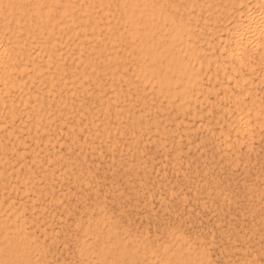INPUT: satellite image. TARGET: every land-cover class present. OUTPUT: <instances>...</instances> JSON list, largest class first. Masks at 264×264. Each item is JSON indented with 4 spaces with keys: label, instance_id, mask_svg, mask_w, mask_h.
<instances>
[{
    "label": "rangeland",
    "instance_id": "374dc122",
    "mask_svg": "<svg viewBox=\"0 0 264 264\" xmlns=\"http://www.w3.org/2000/svg\"><path fill=\"white\" fill-rule=\"evenodd\" d=\"M82 1L83 2H81V3H83L86 6V8H88V7L90 8V6H94L95 3H96V5L94 7L98 6L97 5V1H95V3H94V0H92L93 1L92 3L94 5L90 4L91 2L88 3L89 1H87V0H86L87 2L85 0H82ZM22 2H24L23 5L27 4V5H24V7L26 6L25 8H27L29 6L27 1H22ZM109 2H110V7L108 6ZM107 3H106V5L110 8L108 10V12H107L108 13L107 17L110 18L111 15L115 13L114 11L117 10L116 8H118V6H117V4L115 5L113 1L111 3V0H108ZM55 4H56V7L55 6L54 7L55 8H59L58 5L60 6V3L59 4L55 3ZM55 4H53V5H55ZM87 4H89V5L87 6ZM112 4H113V6L115 5L114 9L111 6ZM94 7H92V8H94ZM55 8H53V10H52L53 13H51V11L48 12L49 14L51 13L50 15L48 14V16L49 17L50 16L51 17H55V19H56L59 10L55 9ZM89 8H88V10H86L87 12L84 10L81 13H88L90 10H91V13H92V11H93L92 8L91 9H89ZM94 9L96 10V8H94ZM98 10H99V6H98ZM109 11H112V12L109 13ZM53 14H55V16ZM29 16H30L29 18H31V23L30 24H32V22L35 21L31 26L36 28V26H37L36 20L35 19L33 20V16H31V14ZM112 17H113L114 20H116L114 18V16H112ZM100 18L101 19L104 18L103 21H100L99 20ZM55 19L53 18V20H55ZM99 19L97 18V20H98L97 22L98 23H99V21H100V23H102V22L104 23V20H106L105 17H103V16L99 17ZM110 19H112V18H110ZM113 19L112 20L108 19V26H109L110 30H112V31L117 29V28L115 29V27L112 26L113 22H114ZM53 20H51V22ZM55 21H57V20H55ZM55 21H53V22H55ZM19 22H20L19 24L23 25V20H20ZM116 22H117V24H115ZM116 22L114 23V25L116 27L120 28L119 29L120 31L119 30L118 31L121 33V35L119 37V34H115L114 37H116L118 35L117 37H119V39H121V41H118L117 40L118 38L116 37L117 39L114 38V40H112V41H114V43L112 41H108L105 38V36L107 35L105 29L108 26L107 27H103V26L100 27L101 25L98 26L101 29L98 28V27L95 28V30L99 34L98 36L99 37L102 36L101 38H99L98 36H95V37H92L93 39L90 40V41H87V40L90 39L91 37L90 38H85V39L82 38V40H80V41H83V44L82 43H81V45L77 44L78 46L75 43H73L76 40V39H74L76 37V35L75 34L73 35V33L71 34L70 32L68 34L67 33L65 34L63 32V29L60 30L61 27H64V26H61V25H60L61 27H59V29L57 30V33H56V29L58 27H54L55 30L54 29L52 30V34H54V33L57 34V35H52L54 37V39H57L56 41L54 40L52 42L53 46L56 45L55 47H52V45H49L48 42L45 41L46 40L45 38H47V36H48V39L50 38L49 34H47V35L45 33L42 34L43 37H45V38L41 37L42 38V40H41L42 44H39L40 42H39L38 37H37L38 42L36 43V41H37L36 37L34 38V36H32V37L23 36V39H25L24 41L26 42V44L24 43V41H22V39L19 38L20 39V47L22 46L21 49H19V52L22 54L21 56L24 57V55H25L24 51L30 52L31 53L30 54L31 58L34 61L36 60V62H40V61H42L44 59H45L44 61H46L47 58H44V57H46L45 54H46V52L49 53V57L47 59V62H45V63H42L44 61L41 62V65H43L42 66L43 67L42 68L43 72H45V75H48V74H46V71L49 70V71H47V73H49V76L51 74L55 76L54 77V76L51 75L54 79L50 76L52 78V80L53 81L55 80L57 83L59 82L61 84V87H63V88H61L59 83L57 84L54 81V83H55L54 84L53 81H52V83L49 85V87H50V89H53V86H54V89H53L54 91L49 89L50 91H52V92H50L46 88L47 90L45 92L44 91L45 90L44 85H46L49 82H46V83L43 82V84H42L40 82H37L36 79L29 78L26 75V72L30 71V67H25L26 68L25 70L24 69L23 70L18 69L19 71H17V69L15 67H12L9 70V72H11L12 76L16 75V78L20 77V79H22V75L23 76H24V74L26 75V76H24L25 78H23L21 80L22 87L25 88L27 86L25 88L26 90H24L22 88V91H21L22 92L21 94H23V96L21 95V97L23 99L19 97L21 101L17 102L19 100H18V96L16 98V92H15L16 88H14L12 86L8 87L7 90L9 92L6 91V92H1L0 93V101L2 100L0 102V105L3 106L5 101H6L5 105L2 108H4L5 106L6 107L4 109H2V110H1V107H0V110H1L0 117L1 118L3 117L2 119L0 118V122L3 119L5 120V122L3 120L2 123L0 124V128H5L6 127L5 129H0V133L3 130V132L0 134V140H2V141H0V143L2 144L0 149L2 150L6 146L9 147V148L6 147L5 149H3V151L0 150V166H1V168H0V174H1L0 177L2 176L0 178L1 183H2L1 179H3V178L6 179L7 178L5 180V182H7V183L4 182L5 184H0V187H2V189L0 188V190H2V191H0V193H1L0 194L1 195L0 196V201L4 200L5 198H8L9 199L8 201H7V199H5V201H2V202L7 203V204L3 203L5 206H8V205L12 204L14 207L20 208V206H21V209H23L22 211H21V209H19V213H20V215H21V217H22V219L24 221L23 225L25 226L26 232L28 234L31 232V238L34 241V243H36L37 248H38L37 250H35V251L33 250V251L30 252V257L31 256L34 257V258L31 257L30 259L34 260L36 262H39V263L41 262V264H43V263L44 264H49V263L50 264H82V263L83 264H111L110 261H113L112 264H143V263L144 264H149V262H150V264H170V263L171 264H177V263L178 264H185L186 261H188V260H185L186 259L185 252L187 250H189L187 248V246H189V248H190V247H192V245H190V244H193V245L197 246V245H199L201 243L200 247L202 248V254L204 256H207L206 264H212V263L213 264H221V263L223 264V262H224V264H234V263L235 264H264V234H263L264 233V180H263L264 179V166H263L264 165V163H263L264 162V122L262 121L260 123L261 125L259 123L250 122V124H249L250 131L247 133V131L244 130L245 134L243 135V131H241L242 129L239 130V129H236L235 127H233V126L236 125V124H234V123H236V118H235V115H236L235 111L236 110H235L234 107H232V102L230 103V100L232 101V98H231L230 95L232 93H234L236 90H240L242 87H244V85H242V86L241 85L240 86L239 85H235L231 81H229L230 83L229 82L227 84L223 83L224 85L219 86L218 85L219 82H224L226 77H224V76L222 77V75H220V72H219V70L217 68L213 69V65L212 64L208 63V64H205V66L202 65L203 67H201V69L203 71L200 72V79H201V83H202L201 85L202 86L200 87L199 90L194 92V94H196V96H198V97H196L194 95L193 98H192L193 103L190 100L189 102L191 104L188 102V104L186 106H184V108H182L180 111H178L175 107H173V106H175L174 102L173 103L170 102V104H169L170 106H169V105H167L168 101L165 100V97L154 95L153 93H150L147 89H145V91H144L142 89V87L137 88L138 85H137V83L134 82L135 78H136L135 75L133 74L134 71L132 70L133 71L132 72L131 69H130V66L133 65L132 63L134 62V60H133L132 55L130 54V56H129L128 53H127V50H126L128 48L127 42L125 41V39H123L124 38V33H122L121 27H120V26H122V24L119 23L118 21H116ZM110 26H112V27H110ZM65 29L66 28L64 27V30ZM102 32L105 33V35H103ZM58 33H60V34L58 35ZM63 33L65 34L66 37L65 36L61 37L62 35H64ZM69 34L73 37V39H72V37ZM50 36H51V34H50ZM122 36H123V38H122ZM68 37L71 38V42L73 44L70 42V38H68ZM96 37L98 39H100V40H104L105 39L107 41L106 42L104 41L105 44L103 42L100 43V40H97ZM28 38H29L30 41L27 42ZM61 38L62 39L64 38L63 40H64V42L65 41L66 42L65 43L62 42ZM43 40L46 42L45 45H47V44L49 45V46L47 45L48 46L47 47L48 50L47 49H45V50L42 49L44 47V43H43L44 41ZM59 40H60L61 43H59ZM94 40H95V42H94ZM115 40H117V43L119 44L117 46L118 48L116 47L117 43H116ZM31 41L34 42V43L31 44ZM91 41H92L91 45L93 44V49L94 50L92 49V47H91V49L89 48V46H91L90 44H86V43H90ZM56 42H58L59 44H56ZM97 43H99V44H97ZM24 44L26 46H28L30 48V50H29L28 47L25 48ZM103 44H104V46H103ZM120 44H121V46H120ZM217 44H218V41L214 40L213 41V48L211 49V53L214 52V51H216V52L221 51V49L217 47ZM57 45H58V47H57ZM60 45H61V47H63L62 50H61V48H59ZM69 45H70V47H69ZM110 45L113 46V47H111ZM36 46H38V47H36ZM40 46H42V48H40ZM79 46L81 47V50L84 53L87 50H90L91 53H88L89 51L86 52V53L89 54V57H88V54L85 53V55H84V53H82L81 50L77 49V48H80ZM83 46H84V48H83ZM100 46H101V48H100ZM119 46H120V48L122 47V49H120ZM97 47H98V49L99 48L101 49V53L99 51V53H100L99 55H103L104 54V52H102V50L107 52L110 49L107 53L111 52L112 50H113L112 52L117 50L118 51L117 55H119V53L120 54H122V53L125 54L126 53V54L125 55L123 54L124 58H120V56L122 57V55H120V56H117L118 59L114 58L115 60H121L122 59L123 61L124 60L127 61V59H129V61L123 62L124 63L123 65L125 67L122 66V65L121 66L120 65L119 66H117V65L113 66L111 64V61H106L105 59H104V61L101 60L102 61L101 62V61L98 60V58L95 57L96 56L95 53H97V56H98V51H97V49L95 50V48H97ZM107 47L109 49L106 50L105 48H107ZM49 48L51 49L50 51H51V53H53V55L50 53ZM54 48H55V50H57V53L59 51L58 56L60 55V53L72 52L71 57H70V53H68V54L64 53V54H61L62 57L60 55V58L63 59V60H61L60 58L57 57V54H56V56L54 55V52L56 53V51H53ZM66 48L69 49V51ZM38 49H40V50L42 49V51H40ZM118 49H120V51ZM22 50H24V51H22ZM124 50H126V51L123 52ZM77 51H78V53H76ZM92 51H94V54H93ZM95 51H97V52H95ZM22 52H24V53H22ZM128 52L130 53L129 48H128ZM216 52H214V53H216ZM41 53H43L42 56H41ZM74 53H76L77 55L80 53V56L81 57H85L86 56V59L88 57L89 61H88V59H87V61L85 59V61L83 62L82 60H84V59L82 58V60H81V57L79 55H78V58L80 60H77V58H74V57H77V55L74 54ZM35 54H37V55H35ZM259 54L261 56L257 54L258 57L256 56L255 53L252 54L253 57H251V58L253 59L252 61H253L254 65L251 64L250 67H249L250 69H248L247 67L246 68L243 67V69H242V67H241V72L237 71L236 73H238V72L244 73V74H247V76L250 73V76H248L247 79H251V80L254 81V82L252 81L251 84H249L250 88H248L247 91H242L241 98H243L245 100L246 99L248 100V94L247 93H249V96H253L255 94L254 98L256 100L261 101L262 103H264L263 102V100H264V98H263L264 97V94H263L264 93V84H263L264 83L263 82V80H264V53H259ZM63 55L65 57H63ZM67 55H69V56H67ZM36 56H37V58H36ZM41 57H43L44 59H42ZM50 57L54 58V59H52L53 61L49 60V59H51ZM66 57H68V58H66ZM72 57H73V59H72ZM213 57L214 56H212V58ZM39 58H41L42 60L39 59ZM69 58H71V59H69ZM256 58H258V59H256ZM16 59H17V57H16ZM16 59H14V60H16ZM58 59L61 62H59ZM68 59L70 61H68ZM223 59H225V58L223 57ZM259 59H260V61H259ZM54 60H55V62L57 60L56 65H55ZM73 60H75L74 63L72 62ZM96 60H98V61L96 62ZM64 61H66L68 63V65ZM105 61L108 64H111V65H108ZM48 62H49V64H48ZM58 62H59V64H58ZM75 62H76V64H75ZM90 62H92L93 66H97L99 69H97V67L96 68L93 67V69L91 68L92 66L89 67V65H91ZM103 62L106 63V66H108L107 68L110 67L109 69H111V67H112V70H115L118 67L117 69H120L122 71V73L125 71L124 72L125 74L123 73L124 76H122L123 78L121 76H119L120 77L119 78V82L120 83L117 80L118 76H116L117 78H114L115 76L114 77L112 76L113 79L116 81V83L114 81L111 82V84L113 83L112 85L109 83L110 82L109 80H111L112 78H108L110 76L107 75V74H110L111 70L107 69L105 71L104 67L102 66V65L105 66V63L103 64ZM60 63H62V64H60ZM81 63H83L82 65L84 66L82 68L83 69L82 71H80V69L77 67V66L80 65V68H81L82 67ZM51 64H53V65H51ZM63 64H64V66H62ZM100 64H102V65H100ZM225 64H226V61H225ZM49 65L51 67H49ZM60 65L63 68V70H62V68L60 69ZM69 65H71V67L74 68V69L72 70V68ZM73 65L74 66L77 65V66L74 67ZM56 66H58V67H56ZM65 66L66 67L68 66L67 68L70 67L69 68L70 71H74L75 73H76V71L78 69H79L78 70L79 72L77 71V73L84 72V70H85L84 73L87 74L88 72H86V69L89 72L91 71L90 72L91 75L90 74H89L90 76L86 75V78H84L87 81V83H85L87 85H83V87H84L83 90H85V88L86 89L88 88V87H85V86H89L90 85L89 86V90L90 91L88 89H87L88 91H86V90L84 91L85 95L84 94L83 95L86 96L85 99H83L84 96L81 94V93H83L82 86H80L81 88H79V87H77L78 85H72L71 86L70 84L64 82V84H65V87H64L62 81L60 80L61 78H59L58 75H56V74H62L63 75L64 73H68L69 69H66ZM85 66H87V68ZM115 66H117V67L114 69ZM54 67L57 70H54L55 69ZM88 67L90 68V70H89ZM122 67H124V68H122ZM51 68H52L53 71H55V72L57 71V73L56 74H54V73L50 74V72L52 71V70H50ZM100 68L104 69L103 71H105V73H106V75L108 77H106V75L102 74L103 71L100 70ZM64 69L68 70V72L65 71ZM95 69H97V70H95ZM125 69L128 70L129 72L126 71ZM58 70H60L59 73H58ZM94 70L97 71V72L93 73L92 71H94ZM255 70H256V72L254 73ZM40 71L42 72V70H40ZM13 72L14 73L17 72V73L14 74ZM96 73H97V75H96ZM18 74H20V75L18 76ZM93 74H95L94 77H93ZM99 74L104 75L105 76V80L103 78L104 76L102 77V75H99ZM125 75H127V77L130 76L129 79L127 78L128 80L125 78ZM218 75H220V76H218ZM88 76L91 77V78L93 77L92 80H94V81L99 80V79L104 80L103 82L106 81L105 83H103L100 80V84H99V81H97V83L99 84V86L98 85L97 86L100 88V90L103 88V86H104V89L106 88V91L104 89L101 90V91L104 92V93L102 92L103 94L108 92V90L110 91L111 89H115V87H117L115 89V91L116 90L118 91V89L119 90L122 89L121 87H123L126 91L128 89L127 92H123V91H125L124 89H122L123 91L120 90V92H118L119 94L118 93L116 94L117 97H115L116 99H118L120 101V102L118 101V103L121 104L122 110L124 109L123 111H125V113L122 110H120V104H117V102H116L117 100L109 99V101H108V100L105 99L104 96H101L102 93L96 94L97 91H93L91 89L93 87V86H91L92 84H88V82L91 80V78L87 79ZM95 76H98V77L96 78ZM205 76H206V78H205ZM27 78H29L30 80H28ZM55 78L58 79V81ZM26 80H28V81H26ZM122 80H124L123 84H122ZM130 80H131L132 83L130 82ZM29 81L31 82L30 84H29ZM32 81H33V83H32ZM43 81H45V80H43ZM127 81H128V84L126 83L127 85H125V82H127ZM225 81H227V80H225ZM107 82H108V84H107ZM258 82H260V83H258ZM26 83H27V85H26ZM39 83H40V85H38ZM90 83H91V81H90ZM118 83L120 85H118ZM205 83H207V84H205ZM209 83H210V85H209ZM231 83H232V86H231ZM33 84H34L35 87L32 86ZM66 84L68 85V87H67ZM132 84H133V87H135L136 85L137 86L135 88H133V87H131ZM24 85H26V86L24 87ZM108 85H110V87ZM38 86H40V87H38ZM57 86H59L57 88V90L61 88L60 91L64 92V93L59 92V90L57 92V90H56ZM73 86H75V88H73V89H74V93H75V95H77V97L75 95H73L74 94L73 90H71V92L68 93V88L72 89ZM111 86H114V87H111ZM118 86L119 87L121 86V87L118 88ZM127 86H128V88H127ZM139 86H141L140 83H139ZM224 87L225 88L227 87V88L225 89ZM229 87H230V90H228ZM39 88H41V89L37 90ZM30 89L33 91V93H35V95L31 94L32 92L30 91ZM42 89H44V90H42ZM80 89H81V91H80ZM131 89L133 91L135 89L136 91L133 92ZM137 89H139V90H137ZM141 89L144 91V94H142L143 92L140 91ZM41 90L43 91V95H42V91ZM75 90H76V92H75ZM13 91H14L15 94H13ZM26 91H27V93L24 95V92H26ZM36 91H38L39 93L36 92ZM69 91H70V89H69ZM78 91L80 92V94H78ZM138 91L142 92L140 95H142L143 97H141L139 95L140 92H138ZM7 92H8V94H5ZM90 92H92V93H90ZM129 92L130 93L133 92V93L130 94ZM259 92H261V93H259ZM3 93H4V95H3ZM37 93L39 94L38 97H37ZM40 93H41V95H40ZM46 93L47 94L49 93L48 94L49 96H47L46 97L47 99L44 101L45 98H42V97L45 96ZM58 93L61 96H63L62 99L64 98V95H66V93L69 94L68 96L67 95L65 96V98L67 97L66 99L64 98L65 101L67 100L66 102H64L67 106H65V104L63 103L64 100H61V96L58 97V95H59ZM134 93H136V94L134 95ZM50 94H52V95H50ZM91 94L93 95V97L91 96ZM95 94L98 96L97 98H96ZM257 94H259V95H257ZM5 95H8L9 97L12 95L13 97L11 96L9 98L7 96L8 99H5V97H6ZM80 95L82 96V98H81ZM89 95L93 99L96 98V99H94L95 101ZM128 95L130 97H128ZM137 95H139V96H137ZM204 95H205V97H204ZM244 95H246V96H244ZM2 96H5V97H2ZM153 96L154 97L156 96V97L154 98ZM226 96H227V98H226ZM1 97L3 99H1ZM27 97H29V98H27ZM54 97H55L54 101L56 103L59 102L61 104L62 108H61L59 103L55 104V102L52 101ZM57 97L60 98V99H58ZM101 97H102V100H100ZM144 97H146V98L149 97V98L146 99ZM31 98L32 99L34 98V101L31 100ZM49 98H51V100H49ZM69 98H70V100H69ZM73 98H75V99H73ZM79 98L81 99V101L82 100L83 101L82 102L78 101ZM87 98H88V100H87ZM127 98H128V100H127ZM137 98H138V100H137ZM152 98H154L153 101H152ZM212 98H213V100H211ZM229 98H230V100H229ZM89 99L91 100L90 102H89ZM15 100H17V101H15ZM36 100H37V102L42 100L43 103L45 104V102H46V105H48V106L44 105L43 103L41 104V101L39 102V105H37L38 103L35 104ZM68 100H69V102H71V104L72 103L73 104L71 105L68 102ZM148 100H150V101H148ZM207 100L210 101V102H208ZM7 101L10 103L9 106H7L8 105ZM28 101H29V103H28ZM32 101H33V103H32ZM92 101H93V104H91ZM101 101H102V103H101ZM112 101H115V103L113 102L115 105L110 103ZM139 101H140V103H139ZM220 101H222V102H220ZM87 102H88V104H87ZM107 102H109V103H107ZM128 102L130 103V105H129ZM151 102H152L153 105L152 104H151V106L148 105ZM211 102H212L213 105L211 104ZM1 103H3V104H1ZM14 103H17V105H18L17 108L18 109L16 108V104H14ZM31 103H32L31 106L34 109L36 107L38 108V110L41 109L40 110L41 113L38 110L34 111L35 112L34 113L33 112L34 109H32V107L30 106ZM68 103H69V106H72L71 107L72 109L70 108L71 110L75 109L73 107L78 108V106L79 107L81 106V109H83V108H85V109L82 110L83 112L81 111L82 113L80 112V110H81L80 108H78V110L75 109L76 112L75 111L71 112V110L69 111ZM126 103L130 106L129 107L130 111L128 110ZM132 103H134V106L133 105L131 106ZM154 103H155L156 106L154 105ZM164 103H165V105H164ZM58 104H59V106H58ZM62 104H64V105H62ZM79 104H81V105H79ZM83 104H84V106L85 105L88 106L87 108H89L90 110L89 109L87 110L86 106L85 107L82 106ZM107 104L109 105V107H106L107 109L106 108H103V109L98 108L99 107L98 105H100V107H102L104 105L103 107H105V105L108 106ZM123 104H124V106H123ZM160 104H162V105H160ZM34 105H35V107H34ZM42 105H44V107ZM75 105H77V106H75ZM90 105L91 106L94 105V106H92V108H91V107H89ZM24 106H25V108H26V106H28V107L26 109L24 108V110H23ZM49 106L53 110V112L50 110V108L48 109ZM144 106H146L147 109H145ZM162 106L163 107H167L168 109H164L163 108L165 110L164 111L162 109ZM8 107H11V108H8ZM95 107H97V109ZM150 107H152V109ZM6 108H8V109L6 110ZM14 108H16L15 110H18L17 112H20L19 110L22 109V111H21L22 113L20 112V114H18L15 111L16 112L15 115L13 114L14 116H16L15 118H17V115H18L17 119H15L14 116L11 114V113H14L13 112ZM19 108H21V109H19ZM45 108H46V110L47 109L49 110L48 114H46L47 112H46ZM56 108H59V109L56 110ZM110 108H111V111H109ZM130 108H132V109H130ZM171 108H172V111L170 112L169 110H171ZM42 109H44V110H42ZM64 109H66L65 110L66 112L64 111ZM94 109L99 110L100 112L97 111L98 112L97 113L96 110L94 111ZM113 109L115 110L114 112H117V113L120 111L118 113V115H116V116L113 115L114 114ZM25 110H26V112H25L26 115L24 114ZM91 110H92V112H91ZM102 110L104 112H106V113L104 114V112ZM154 110L156 112H154ZM192 110L194 111V113L191 112ZM218 110L220 111V115L218 114L219 113ZM2 111H4V114H3ZM7 111H8V114H7ZM54 111L60 112V113L57 112L59 114L60 118H57L59 116H58L57 113L55 114ZM77 111H78V113H77ZM85 111H86V113H85ZM168 111H169V113H168ZM182 111H184V112H182ZM195 111H197L198 113L195 112ZM32 112L34 114L37 113V115H36L37 118H36V116L34 114H31ZM69 112H71V113L68 114ZM90 112L93 115L95 114L94 115V119H93V115ZM102 112H103L104 115L101 114ZM121 112H123L126 115V117ZM132 112H133V114H132ZM164 112H166V113H164ZM208 112H210V114ZM63 113H65V114L67 113V117L69 115H70L69 117H71L72 115H73V117H71V119L68 117L70 119L69 120L66 117V115H64ZM72 113H74V114H72ZM89 113L91 114L90 116L88 115ZM120 113H121V115H120ZM1 114L3 116H1ZM23 114L26 116V120L24 119V115ZM61 114H63L64 117ZM80 114H81V116H80ZM128 114L130 116H132V115L135 116L134 117L135 118L134 122H132L133 124L131 123V119L132 118L129 117ZM169 114H171V115H169ZM178 114H180V115H178ZM6 115L10 116V119H11V115H12V117H13L12 120L13 121L8 119L9 117H7ZM32 115H34L35 117H33ZM51 115L52 116L56 115L57 117H51ZM105 115L108 116V117H105ZM144 115H145V117H144ZM151 115L152 116L154 115V116L152 117ZM161 115H162V117H161ZM230 115H232V116H230ZM48 116L50 118H52V120H54V125L52 123L53 122L52 120H50V119L48 120V118H49ZM78 116L80 117V119L77 118ZM95 116L97 117V119L95 118ZM19 117L22 118V119L20 120ZM27 117H28V120H27ZM30 117L31 118L33 117L31 120H36L37 119V122L34 121L36 123V125L35 124H33V125L31 124V123H34V122L33 121L31 122V120L29 119ZM84 117H85V119H84ZM103 117H104V120H103ZM114 117H117L116 119H118L120 124H121V125L119 124L120 125V130H123L125 132L120 131V130H119V132L109 131L108 136L106 134L107 137L105 138L104 137L105 133L102 132V130H103L102 127L105 126L104 129H107L108 126H110V128H111L112 124H114V122L116 120ZM139 117L143 118V119H140ZM147 117L149 118V120H148ZM169 117L170 118L173 117V118L169 119ZM175 117H178V118L176 119ZM45 118H47V119H45ZM54 118H56L57 120H55ZM89 118L91 119V123L92 124L90 123V121H89L90 119ZM121 118H122V120H121ZM123 118H124V120H123ZM126 118L129 119V121H130V122L128 121L129 123H126L127 120H128ZM145 118H146V120H145ZM6 119H8L9 121L8 120L6 121ZM41 119H43L44 123L42 122ZM60 119H62L63 121L60 120ZM162 119H164V120H162ZM45 120L47 121V125L45 123L46 122ZM101 120H103V121H101ZM167 120H169V121L167 122ZM172 120L174 121L175 124L172 123L173 122ZM231 120H233V122ZM14 121H15V123H14ZM23 121L24 122L27 121V123L26 122L23 123ZM59 121H60V123H59ZM88 121H89V123H88ZM99 121H101V123L99 125L102 124L101 125L102 127L98 125ZM162 121H163V123H162ZM170 121H172L171 122L172 125H173L172 127H171ZM3 122L5 123V126H4ZM49 122L52 123V124H50ZM64 122L65 123L67 122V124L70 122L68 124L70 129L67 127L68 126L67 124L65 126ZM71 122L75 123V125L78 124V126L76 125V128H79L80 126L81 127L77 130V129H75V125L72 124ZM80 122H82V123L86 122V124L83 123V126H82L81 125L82 123H80ZM95 122H96V124H95ZM103 122L105 123V125H104ZM122 122L123 123L125 122V123L123 124ZM179 122L181 124H179ZM13 123H14V125H13ZM93 123H94V126H92ZM262 123H263V125H262ZM15 124H16V126H18L20 124L22 128H20V127L15 128L16 127ZM38 124H40L41 125L40 127H43V129H47V132L43 133L46 130H41V128L39 127ZM42 124H43V126H42ZM84 124H85V128H87L90 125L92 127V128L88 127L90 129H88V131H86V133L88 132L89 135H87L85 132H82V130L83 131L86 130L84 128ZM126 124H129L128 128H127ZM7 125H9V126H7ZM30 125H32L33 128ZM37 125H38V127L40 129L39 128L37 129ZM44 125L47 126V127H45ZM57 125L59 127H61V128L58 127L59 130H58V128L54 130V128H56ZM86 125H87V127H86ZM97 125H98V129L95 127ZM139 125H140V127H139ZM184 125H185V127H184ZM13 126H15V127H13ZM24 126H25V128L28 127L27 130H29V131L24 129ZM34 126L36 127L35 130H34V128H35ZM48 126H50L51 130L53 129L57 134H54L53 130L50 131V127H48ZM54 126H56V127H54ZM64 127H65V129L67 128L68 131H66L64 129ZM173 127H174V129H173ZM8 128L11 129L10 130V131H12L11 133H10ZM95 128L98 130V132L99 131H101V132L98 133ZM99 128L102 129V130H100ZM221 128H223V129H221ZM231 128L232 129L235 128L234 129L235 133H234V130H232ZM18 129H22V130H18ZM30 129L32 131L33 130L34 131L33 132L31 131L32 132L31 133ZM74 129H75V133H73ZM131 129L134 132L133 131L131 132ZM170 129H171V131H170ZM71 130H73V131H71ZM129 130H130V132H128ZM161 130H163V132H161ZM177 130H178V132H177ZM4 131H6V132L9 131L10 134L8 133V135H7L8 138L5 135L7 133H5ZM16 131H17V135L18 136L14 133ZM25 131H27L26 135L24 134V133H26ZM48 131H50L49 132L50 134L53 132L52 134H54V135L52 136V135L48 134ZM69 131H70V133H69ZM164 131L166 133H164ZM231 131H233V133ZM28 132H30V134ZM34 132L38 133V134H33ZM62 132H64L65 135ZM80 132H82V133H80ZM120 132H121V134H120ZM127 132H128V134H127ZM146 132H147V134H146ZM149 132H150V134H149ZM240 132H242V133H240ZM58 133H60V134H58ZM116 133H119V134H116ZM162 133H164V134L162 135ZM223 133L225 135H222ZM238 133L240 134V136H239ZM12 134H15L14 137L16 136L17 138L18 137L19 138L16 139V137L15 138L12 137L13 136ZM69 134H72V135H69ZM91 134H92V136L90 137ZM101 134H102V137L104 138V139L102 138L103 142L101 141ZM115 134H116L117 137L115 136ZM143 134H145V136ZM2 135L5 136V137L1 138ZM20 135H22L25 139L22 136H20ZM27 135H28V137H27ZM35 135H37L36 138H35ZM39 135H40V137H38ZM74 135H75V138H74ZM155 135L158 136L157 140H156ZM9 136H11V137H9ZM78 136H79V138H78ZM109 136H111V137L115 136L114 138L112 137L113 138V142H110V140H112V138L110 137L111 139H109ZM175 136H176V140H175ZM244 136L246 137V139H245ZM20 137H22L21 140H20ZM51 137L52 138L54 137L55 139L53 138V140H52V139H50ZM61 137L64 138V141H63V138H61ZM72 137L74 139V142L76 143V145L74 147H73V145L75 143H73V140H71ZM87 137H89L90 140ZM240 137H242V139ZM247 137L248 138L250 137V138L247 139ZM12 138H14V140ZM33 138L35 139L36 144H34L35 142L33 141L34 140ZM122 138H123V140H122ZM3 139H6V141H4ZM7 139L9 140V142H8ZM15 139L17 141H19V142L17 143V141ZM79 139H81V140H79ZM120 139H121V141H119ZM132 139H133V141L131 142ZM146 139H148V140H146ZM243 139H245V140H243ZM29 140H30V142H29ZM44 140H46V141H44ZM57 140H58V143H57ZM82 140H83V143H80V141H82ZM106 140L107 141L109 140V141L107 142ZM141 140H142V143H140ZM41 141L42 142L44 141L43 144L45 143V148H44V146L43 147L37 146V143H38V145H40V144L42 145ZM66 141H67V143H66ZM118 141L122 142L121 143L122 145L120 143H118ZM224 141L226 143H223ZM25 142H26V144H25ZM63 142H65V143H63ZM97 142H98L99 145L97 144ZM14 143H17V145L15 144V149L13 148L12 151H11L10 147H14ZM68 143H72L71 144L72 146L69 145ZM110 143H112V144H110ZM214 143H215V145H214ZM227 143H229V144H227ZM9 144H11L12 146H9ZM67 144H68L69 147L66 146ZM90 144H91V146H90ZM4 145H5V147H4ZM31 145H33L34 147H32ZM100 145H102V146L100 147ZM108 145H110V147H111L110 149L111 150L108 148L109 147ZM119 145H121V147ZM103 146L107 147V148L105 149ZM124 146H127L128 148L124 147ZM30 147H31V150L34 149V148H35V150L30 151L29 150ZM48 147H50V148H48ZM83 147H85V148H83ZM94 147H96V148H94ZM139 147L141 148L140 151L138 149ZM25 148L28 151H24L23 152V150H25ZM76 148H77V154L74 153L76 151L75 150ZM93 148H94V150H93ZM8 149H10V150H8ZM21 149H22V152H21ZM50 149H52V154L53 155H51V150ZM65 149H67V150L65 151ZM97 149H99L98 150L99 152L97 151ZM108 149H109L110 153H109ZM13 150L14 151L15 150L16 151H20V152H19V154H17L18 152H15L16 153L15 154ZM43 150H47V152H45ZM57 150H59L60 152L57 151ZM114 150H116V151L114 152ZM123 150H125V151L123 152ZM39 151H41V152H39ZM62 151L63 152L65 151V152L63 153ZM128 151H129V153H128ZM2 152H3V154H2ZM30 152H32V153H30ZM42 152H43V155H42ZM58 152L60 153L59 155H58ZM82 152H83L84 155L82 154ZM21 153H23V155ZM39 153H41V154L39 155ZM44 153H46V154H44ZM78 153H80V154H78ZM92 153H94L95 156ZM1 154H2V156H1ZM31 154H32V156H31ZM68 154H69V156H67ZM88 154H90L89 158L86 156ZM100 154L102 156H100ZM5 155L8 156V158L5 157ZM13 155H15V158H14ZM17 155H19L18 158H17ZM20 155H22V156H20ZM27 155H28V157H27ZM29 155L31 156V158L32 157H36L37 155L38 156L36 157V160H35V158L31 159L29 157ZM63 155L65 157L61 158ZM78 155H79V157H78ZM110 155H111V158H110ZM128 155H129V157H128ZM43 156H45V157H43ZM50 156L55 157V158H52ZM70 156H72V158ZM1 157L3 158V160H2ZM9 157H10V159H9ZM81 157L83 158V160H82ZM6 158H7V160H6ZM41 158L43 159L42 160L43 162L40 160ZM109 158L111 160H109ZM114 158L116 160H114ZM118 158H119V160H118ZM140 158H143V159L141 160ZM61 159H62V161H61ZM173 159H174V161H173ZM8 160L10 161V163H9L10 165L7 164L5 166L6 163H4V162L7 161V163H8L9 162ZM44 160H45V162H44ZM46 160H48V162ZM74 160H76V161H74ZM86 160H88V161H86ZM19 161H21V162H19ZM24 161H26L27 163H29L30 161L31 162L29 164H26V162H24ZM39 161H41V163ZM84 161H86V162H84ZM129 161H131V162H129ZM33 162L35 164H37L36 162H38V164H37L38 166L35 165ZM119 162H120V164H119ZM175 162H177V163L175 164ZM2 164H3V166H2ZM24 164H25V168H24ZM48 164H50V165H48ZM53 164H55V165H53ZM84 164H85V166H84ZM134 164H135L136 168H135ZM11 165H13L12 169L9 168V167H11ZM21 165H23V167ZM71 165H73V166H71ZM78 165L80 167V168L78 167L79 169L77 168ZM26 166L29 167V168L27 169ZM34 166L37 167L38 169L35 168ZM49 166H50V168L48 169ZM55 166H57V167H55ZM146 166H147V168H146ZM3 167H4V170H3ZM5 167H6V172H4L5 171ZM52 167H53V169H52ZM81 167H82V169H81ZM7 168L10 169V170L8 171ZM57 168H59V170ZM85 168L88 170L86 173H84L86 171ZM173 168H175V169H173ZM15 169L18 172H20V173H18ZM50 169L53 172L52 171L49 172ZM179 169H180V171H179ZM13 170H15V173H14ZM35 170H36V172H38V174L35 173ZM40 170H42V171L44 170L43 172L45 174L41 173ZM78 170H80V171H78ZM81 170H83V171H81ZM12 171H13V173H10ZM26 171H27V173H26ZM30 171H32V172L30 173ZM63 171L65 172V174H64ZM70 172L71 173L74 172L76 176L74 174H71ZM4 173H5V175H2ZM28 173L29 174L33 173V174L32 175H28ZM39 173H40V175H39ZM55 173H58L59 176H58V174L53 175ZM67 173H68V175H67ZM20 174H22V175L20 176ZM25 174L27 175L26 178H24L26 176ZM41 174H42V176H41ZM63 174H64V176H63ZM78 174H79V176H78ZM33 175H34V177H32ZM46 175L48 177H50L49 178L50 180L47 179ZM70 175L73 176V177L71 178ZM9 176H11V177H9ZM37 176H40L41 179H39L40 177H37ZM60 176H61V179H60ZM65 176H66L67 180L65 179ZM87 176H88V178H86ZM36 177H37V180L35 179ZM42 177H44L43 178L44 181L42 180ZM75 177L76 178L79 177V179H76ZM8 178H11V179L13 178V180H10ZM70 178H71V180H70ZM4 179H3V181H4ZM14 180L17 182V185H16V182H14ZM21 180L23 181L24 184L23 183L21 184V182H22ZM52 180H53V182H52ZM75 180H77V181H75ZM10 181H11V183L12 182L13 183L11 184ZM65 181H67V182H65ZM70 181H71L72 184L70 183ZM14 183H15L16 186L14 185ZM28 183H30V184H28ZM51 183H52L53 186L51 185ZM55 183H56V185L59 183L57 185L58 187L55 185ZM77 183H78V185H76ZM10 184L13 187H11ZM65 184H67V186ZM4 185H6V186H4ZM7 185H9L11 188H8L9 186L7 187ZM22 185H25V187L27 189L24 188V186H22ZM27 185L28 186L30 185L31 187L30 186L28 187ZM32 185L33 186L37 185L38 188H37V186L36 187L34 186V188H36L37 190L34 189ZM3 186H4V188H6V187L8 188V192L5 191L7 188L3 189ZM91 186H94V188L92 187L93 188L92 189ZM18 187H19V190L21 189L20 190L21 194L17 193V192H19V190L17 191ZM39 187H40V189H39ZM65 187L68 190L67 189L64 190ZM143 187H144V189H143ZM216 187H217V189H216ZM245 187H246V189H245ZM71 188H72V190H71ZM12 189H15L16 191L14 190L15 192L13 193ZM38 189H39V191H38ZM42 189H43L42 192L44 193L43 195H42V192H41ZM61 189L63 191L62 193H61ZM150 189H151V191H150ZM168 189H169V191H167ZM23 190H25V192H23ZM34 190H36V191H34ZM101 190H103V192ZM254 190H255V192H254ZM30 191H31L32 194H30ZM50 191H51L52 194H50ZM65 191H67V194L65 193ZM78 191H80L79 194H77ZM146 191H148V192H146ZM9 192H10V194L13 193L12 194L13 196L12 195L10 196ZM171 192H173V193H171ZM18 194H19V197H18ZM36 194H37V196H36ZM59 194H60V196H59ZM25 195H26V197H25ZM29 195H31L32 197L29 196ZM46 195L48 196L49 199L46 197ZM52 195H54L53 196V197H55L54 199L52 198ZM34 196H35V198H34ZM15 197H16V199H15ZM59 197H61V198H59ZM161 197H162V199H161ZM201 197H202V199H201ZM17 198H19V199H17ZM39 198H41V199H39ZM24 199L26 201H30V202L27 204V202H25ZM45 199H47V201H43ZM58 199L60 201H58ZM16 200H18V201L15 202ZM82 200H83V202H82ZM22 201H24L25 203L22 202ZM13 202H14L15 205L13 204ZM61 202H63V203H61ZM21 203H22V205H20ZM32 203H33V206H35V207H32ZM38 203L39 204L41 203V205L43 203L44 206L43 205L41 206ZM91 204L93 205V207H92ZM208 204H209V206H208ZM247 204H248V206H247ZM67 205H71V206H67ZM211 205H213V206H211ZM74 206H75V208H74ZM120 206H121V208H120ZM38 207H39V209H38ZM41 207H42V209H41ZM29 208H30L31 212L29 211ZM25 209H26V211H25ZM40 209H41V211H40ZM52 209H54V210H52ZM81 209H82V211H81ZM49 211H50V214H49ZM45 212H46L47 215L45 214ZM76 212L78 214L80 213V215H78ZM257 212H258L259 215L257 214ZM34 215H36V217ZM56 215L59 216V217H57ZM39 216H40V218H39L40 221H38V219H37ZM27 217H28V219H27ZM262 217H263V219H262ZM47 219H48V221H47ZM77 219H79V220H77ZM73 220H77V221L74 222ZM262 221H263V224H262L263 226L260 223ZM44 223H46V225ZM72 224H74V225H72ZM70 225H72V226H70ZM106 225H107V227H106ZM42 226H43V229H42ZM109 226L112 227V231L108 234L109 235V237H108V235L105 236L103 234V232ZM58 227H60V228H58ZM95 227H97V229ZM99 227H100V229H98ZM37 229H38V231H36ZM52 229L54 231H52ZM47 230H48V233L46 232ZM82 230H83V233H82ZM121 231H123V234H122ZM45 233H47V234H45ZM236 233H237V235H236ZM101 234H102V236H101ZM209 234L211 236H209ZM176 236L179 237L181 239V241L178 240L176 242L175 239H174V238H176ZM58 237H60L61 239L58 238ZM154 240H156V241H154ZM169 240L171 242H169ZM81 241L85 242L84 248H83L82 252H78V245L80 244L79 242H81ZM186 241H187V246H186ZM122 242H123V244H122ZM74 243H75V245H74ZM101 243H102L104 249L106 250V258H105V260H100V259L97 258V248L101 245ZM207 243H209V244L207 245ZM161 244H163V247L166 249V251H169V252L164 253L162 255H159V257H158V255L155 256V254L158 252L156 250V248H157V246H159ZM173 245H174V247H173ZM181 245H183L182 247H185V246L186 247L181 249L182 248ZM76 246H77V248H76ZM120 246H122V247H120ZM176 246H178V249L176 248ZM205 247H206L207 250H205ZM58 248H59V250H57ZM92 248H94V249H92ZM151 250H152V252H151ZM119 252L121 253V255L119 254L120 256L118 255ZM147 255H148V257H146ZM180 255H182V257H184V260H185L184 263L179 262L178 256H180ZM222 255L223 256L225 255L226 258L225 257L223 258ZM152 256H153V258H152ZM170 257H171V259H170ZM247 257H248V259H247ZM42 260H43V262H42ZM256 260H258V261H256ZM116 261H119V263L116 262ZM186 264H200V263H197V262L193 263V262L189 261V263H186Z\"/></svg>",
    "mask_w": 264,
    "mask_h": 264
},
{
    "label": "bare ground",
    "instance_id": "6f19581e",
    "mask_svg": "<svg viewBox=\"0 0 264 264\" xmlns=\"http://www.w3.org/2000/svg\"><path fill=\"white\" fill-rule=\"evenodd\" d=\"M22 1H27V3H28V7L27 8H25L24 7V5H27V4H24L23 5V3L24 2H22ZM86 1V0H85ZM87 1H89L88 3H90V4H92V5H94L92 2V0L90 1V0H87ZM86 1V2H87ZM95 1H97V5L99 6V10H98V6H96V7H94L95 5H96V3H95ZM112 1L114 2V4L116 5L117 4V6H118V8H116L117 10L116 11H114L113 13L114 14H112L111 15V17L110 18H112L113 19V17L112 16H114V18L116 19V20H114L113 19V27H115V29L116 30H114V31H112V30H110V28H109V26H108V19L109 20H112V19H110V18H108L107 16V12H108V10L110 9L109 7H110V2H109V4L107 3L108 2V0H94V3H95V5L94 6H90V8L89 9H91L92 7H94V8H96V10L94 9V8H92V13H91V10L88 12V13H81L82 11H86V10H88V8H86V6L83 4V3H81V2H83L82 0H0V93L1 92H6V91H8L7 89H8V87H10V86H12V87H14V88H16L15 89V92H16V98H17V96H18V100L19 101H17V100H15V101H17V102H20L21 100H20V98H22L21 97V95L23 96V94H21L22 92V85H21V80L23 79V78H25L24 76H28L29 78H32V79H36L37 80V82H40V83H42L43 84V82H49V83H47L46 85H44V87H45V90L44 89H42V90H44L45 92H46V90L48 89H50V87H49V85L52 83V76H54V75H52L51 73H54V74H56L57 73V71L55 72V71H53L52 70V68L50 69V70H52L51 72H50V74L52 75H50L49 76V73H47V71H49V70H47L46 71V74H48V75H45V72H43V65H41V62L42 61H44L45 59L44 58H47L48 59V57H49V53L48 52H46V57H41L42 59H44V60H42L41 58H39V59H41L42 61H40V62H36V60L34 61L32 58H31V56H30V52H26V51H24V50H22V51H24V52H22V53H24L25 55H24V57L23 56H21L22 54L19 52V49H21V47H20V39H22V41H24L25 39H23V36H29V37H32V36H34V38L36 37V39H37V37H38V39H39V44H42V38H45V37H43V35L42 34H49V39H48V36H47V38H45L46 40V42H48V44L49 45H52L53 43V41L55 40H57V39H54V37L52 36V35H57L56 33H57V30L59 29V27H61V26H64L66 29L64 30V27H61L60 28V30L61 29H63V32L66 34H68L69 32L72 34L73 33V35L75 34L76 35V37L74 38V39H76L73 43H75L76 45L78 44V45H81V43L83 44V41H80V40H82V38H90V39H86L87 41H90V40H92L93 38L92 37H95V36H98L99 34H98V32L95 30V28H97L99 25H101L100 27H107L106 29H105V31H106V36H105V38L108 40V41H112V40H114V38L115 39H117L118 41H121V39H119V37H120V35H121V33L119 32L120 30V28L119 27H116L115 25H114V23L116 22V21H118L119 23H121L122 24V26H120L121 27V31H122V33H124V38H123V36H122V38L123 39H125V41L127 42V46H128V48H129V50H130V53L128 52V48L126 49L127 50V53H128V55L130 56V54L132 55V57H133V60H134V62L132 63L133 65L132 66H130V69H131V71L133 72V74L135 75V83H137V85H138V87L137 88H139V87H142V89L145 91V89H147L150 93H153L154 95H157V96H162V97H165V100H167L168 101V104L167 105H169L170 104V102H174L175 103V106H173V107H175L178 111H180L182 108H184V106H186L187 104H188V102L191 100V102L193 103V101H192V98H193V96L195 95L196 96V94H194V92L195 91H197V90H199L200 89V87L202 86L201 84V79H200V72H202L203 70L201 69V67H203L202 65H204L205 66V64H212L213 65V69H218L219 70V72H220V75H222V77L224 76V77H226V79L225 80H227V81H225L224 80V82H219V86H221V85H224L223 83H228L229 81H231L233 84H235V85H244V87H242L240 90H236L234 93H232L230 96H231V98H232V101L230 100V98H229V100H230V103L232 102V107H234L235 108V112H236V115H235V118H236V123H234V124H236L235 126H233V127H235L236 129H239V130H241V131H243V135L245 134L244 132L245 131H247V133L250 131V128H249V124H250V122H253V123H261L262 121L264 122V103H262L261 101H258V100H256L254 97H255V94L253 95V96H249V93H247L248 94V100L246 99H243V98H241V94H242V91H247V89L248 88H250L249 87V84H251V82L253 81V80H251V79H247V77L248 76H250V73L248 74V76H247V74H244V73H240L241 72V67H242V69H243V67H247L248 69H250L249 67H250V65L252 64V65H254L253 64V59L251 58V57H253L252 56V54L253 53H255L256 54V56H257V54L258 55H260L259 53H264V0H111V3H112ZM116 2V3H115ZM55 3H57V4H59L60 3V6L58 5V7L59 8H55L56 7V4ZM106 3L108 4V6L106 5ZM53 4H55V5H53ZM89 4H87V6H88ZM114 5V6H115ZM55 6V7H54ZM112 7H113V9H114V6H113V4L111 5ZM53 8H55V9H58L59 11H58V14H57V17H56V19H55V17H49L48 16V12L49 11H51V13H53L52 12V10H53ZM86 8V9H85ZM54 9V10H55ZM95 10V11H94ZM56 11V10H55ZM87 12V11H86ZM110 12H112V11H109V13ZM50 13V14H51ZM57 13V12H56ZM31 14V16H33V20L35 19L36 20V23H37V26H36V28H34L33 26H31L35 21H33L32 22V24H30L31 23V18H29L30 15ZM49 14V15H50ZM54 16H55V14H53ZM52 15V16H53ZM103 16V17H105V19L107 20H104V23L102 22V23H100V21H103V19H99V17H101V16ZM21 18V19H20ZM53 18L55 19V20H57V21H55V20H53ZM59 18V19H58ZM97 18L100 20L99 21V23L97 22L98 20H97ZM108 18V19H107ZM23 20V25H21V24H19L20 22V20ZM51 20H53V21H55V22H51ZM59 20V21H58ZM22 23V22H21ZM112 23V22H111ZM110 23V24H111ZM115 24H117V22L115 23ZM61 25V26H60ZM112 26H110V27H112ZM54 27H58L57 29H56V33H54V34H52V30L54 29L55 30V28ZM100 27H98V28H100ZM101 29V28H100ZM103 29V28H102ZM119 30V31H118ZM66 31V32H65ZM60 32V31H59ZM62 32V31H61ZM101 32V31H100ZM63 33V34H64ZM103 33V32H102ZM50 34H51V36H50ZM60 33H58V35H59ZM65 34L64 35H60L61 37H63V36H65ZM115 34H119V37H114V35ZM45 35V36H46ZM70 35V34H69ZM103 35H105V33H103ZM123 35V34H122ZM59 36V37H60ZM68 36V35H67ZM71 36V35H70ZM40 37V38H39ZM42 37V38H41ZM66 37V36H65ZM72 37V36H71ZM99 37V36H98ZM102 37V36H101ZM101 37H99V38H101ZM20 38V39H19ZM27 38V37H26ZM56 38V37H55ZM68 38H70V37H68ZM97 38V37H96ZM38 39H37V41H36V43L38 42ZM64 39V38H63ZM62 38H61V41L62 42H64V40H63ZM66 39V38H65ZM72 39H73V37H72ZM95 39V38H94ZM27 40V39H26ZM48 40V41H47ZM85 40V41H86ZM97 40H100V39H98L97 38ZM96 40V41H97ZM107 40H100V43L101 42H103L104 43V41L106 42ZM117 40H115L116 41V43H117ZM218 41V44H217V47L218 48H220L221 49V51H218V52H216V51H214V52H216V53H214V52H212L211 53V49L213 48V41ZM21 41V42H22ZM28 41H30L29 40V38H28V40H27V42ZM35 41V40H34ZM44 41V40H43ZM43 42L44 43V47L42 48V46H40V48H42V49H47L48 50V46L47 45H45V43L46 42ZM69 41V40H68ZM84 41V42H85ZM66 42V41H65ZM64 42V43H65ZM70 42H71V38H70ZM94 42H95V40H94ZM98 42V41H97ZM113 43H114V41H112ZM124 42V41H123ZM24 43L26 44V42L24 41ZM32 43H34V42H32L31 41V44ZM35 43V44H36ZM59 43H61L60 42V40H59ZM58 42H56V44H59ZM68 43V42H67ZM72 43V42H71ZM72 43V44H73ZM80 43V44H79ZM91 43H92V41L90 42V43H86V44H90L91 45ZM122 43V42H121ZM24 44V47L26 48V47H28V46H26ZM70 44V43H69ZM71 44V45H72ZM97 44H99V43H97ZM96 44V45H97ZM105 44V43H104ZM104 44H103V46H104ZM110 44V43H109ZM112 44V43H111ZM125 44V43H124ZM22 45V44H21ZM37 45V44H36ZM64 45V44H63ZM77 45V46H78ZM119 44L117 43L116 44V47L118 46ZM32 46V45H31ZM56 46V45H55ZM55 46H53L52 45V47H55ZM75 46V45H74ZM107 46V45H106ZM105 46V47H106ZM111 46V45H110ZM115 46V45H114ZM120 46H121V44H120ZM120 46H119V48H120ZM125 46V45H124ZM126 46V47H127ZM216 46V45H215ZM35 47V46H34ZM36 47H38V46H36ZM51 47V46H50ZM57 47H58V45H57ZM69 47H70V45H69ZM80 47V46H79ZM91 47H92V49H93V44L91 45V46H89V48L91 49ZM111 47H113V46H111ZM125 47V48H126ZM29 48V47H28ZM27 48V49H28ZM33 48V47H32ZM59 48H61V50H62V48L63 47H61V45H60V47ZM65 48V47H64ZM68 48V47H67ZM66 48V49H67ZM76 48V47H75ZM83 48H84V46H83ZM82 48V49H83ZM86 48V47H85ZM100 48H101V46H100ZM99 48V49H100ZM103 48V47H102ZM118 48V47H117ZM26 49V50H27ZM42 49L40 50V49H38V50H40V51H42ZM58 49V48H57ZM77 49H79V50H81V47L80 48H77ZM76 49V50H77ZM97 49V51H98V56H97V53H95V57L96 58H98V60L99 61H104V59L106 60V61H111V64L114 66V65H117V66H124L123 64V62H127V61H129V59H127V61H123L122 59L121 60H115V59H118V57L117 56H120V55H122V57L120 56V58H124L123 57V54L124 53H122V54H120L119 53V55H117L118 53V51L116 50V51H114V52H109V53H107L110 49L107 47V48H105L106 50L107 49H109L107 52L106 51H103L102 50V52H104V54L103 55H99L100 53H101V49L99 50L98 49V47L97 48H95V50ZM104 49V50H105ZM114 49V48H113ZM120 49H122V47L120 48ZM120 49H118L119 51H120ZM215 49V48H214ZM29 50H30V48H29ZM28 50V51H29ZM43 50V51H44ZM51 49L49 48V51H50ZM59 50V49H58ZM65 50V49H64ZM68 51H69V49H67ZM78 50V51H79ZM87 50V49H86ZM85 50V51H86ZM94 50V49H93ZM126 50H124L123 52H125ZM39 51V52H40ZM53 51H56V53L54 52V55L56 56V54H57V57L58 58H60V55L61 54H64V53H70V57H71V54H72V52H64V53H60V55L58 56V54H59V51H58V53H57V50H55V48H54V50ZM52 51V52H53ZM73 51V50H72ZM78 51L76 52V53H78ZM82 51V50H81ZM87 51H89L88 53H91L90 52V50H87ZM86 51V52H87ZM97 51H95V52H97ZM99 51H100V53H99ZM16 52V53H15ZM33 52V51H32ZM74 52V51H73ZM80 52V51H79ZM85 52V53H86ZM93 52V54H94V51H92ZM106 52V53H105ZM27 53V54H26ZM45 53V52H44ZM50 53H51V51H50ZM76 53H74V54H76ZM82 53H84L83 51H82ZM85 53H84V55H85ZM88 53H86V54H88ZM39 54V53H38ZM52 55H53V53H51ZM126 54V53H125ZM124 54V55H125ZM35 55H37V54H35ZM40 55V54H39ZM43 55V53H41V56ZM51 55V56H52ZM77 55V54H76ZM79 56H80V53L78 54ZM78 55H77V57H74V58H77V60H80L79 58H78ZM67 56H69V55H67ZM75 56V55H74ZM92 56V55H91ZM93 56V57H94ZM127 56V55H126ZM212 56H214L213 58H212ZM217 56V57H216ZM222 56V57H221ZM255 56V55H254ZM261 56V55H260ZM16 57H17V59H16ZM19 57V58H18ZM61 57H62V55H61ZM63 57H65L64 55H63ZM81 57V56H80ZM88 57H89V54H88ZM87 57V59H88V61H89V58ZM94 57V58H95ZM131 57V58H132ZM219 57V58H218ZM223 57L226 59H223ZM258 57V56H257ZM36 58H37V56H36ZM51 58V57H50ZM66 58H68V57H66ZM82 58L84 59V60H82ZM115 58V59H114ZM130 58V59H131ZM261 58V57H260ZM14 59H16V60H14ZM47 59H46V61H44V62H42V63H45V62H47ZM52 59H54V58H51V59H49V60H52ZM61 59V58H60ZM69 59H71V58H69ZM68 59V61H70ZM72 59H73V57H72ZM85 59H86V56L85 57H81V60L84 62L85 61ZM87 59H86V61H87ZM256 59H258V58H256ZM59 60V59H58ZM61 60H63V59H61ZM76 60V61H77ZM95 60V59H94ZM98 60H96V62L98 61ZM226 61V64H225V61ZM53 61V60H52ZM51 61V62H52ZM67 61V60H66ZM66 61H64V62H66ZM67 61V62H68ZM74 61L75 60H73L72 62L74 63ZM91 61V60H90ZM93 61V60H92ZM101 61V62H102ZM105 61V62H106ZM121 61V62H120ZM259 61H260V59H259ZM54 62H55V60H54ZM59 62H61L60 60H59ZM59 62H58V64H59ZM66 62V63H67ZM81 62V61H80ZM105 62H103V64L105 63ZM53 63V62H52ZM56 63H57V60H56V62H55V65H56ZM79 63V62H78ZM91 63V65H89V67L90 66H92L91 68L93 69V67L94 68H96L97 66H93L92 65V62H90ZM89 63V64H90ZM107 63V62H106ZM106 63H105V66H106ZM110 63V62H109ZM48 64H49V62H48ZM60 64H62V63H60ZM75 64H76V62H75ZM83 63H81V65H82ZM88 64V63H87ZM108 64V63H107ZM111 64H108V65H111ZM126 64V63H125ZM257 64V63H256ZM51 65H53V64H51ZM54 65V66H55ZM67 65H68V63H67ZM72 65V64H71ZM71 65H69L70 67H71ZM85 65V64H84ZM100 65H102V64H100ZM130 65V64H129ZM211 65V66H212ZM45 66V65H44ZM47 66V65H46ZM62 66H64V64L62 65ZM74 66V65H73ZM77 66V65H76ZM76 66H74V67H76ZM103 67H104V69H105V71L107 70V69H109V68H107L108 66H104V65H102ZM117 66H115L114 67V69L117 67ZM12 67H15L16 69H17V71H19L18 69H20V70H25L26 68L25 67H30V71L29 72H26V75L24 74V76L22 75V79H20V77L18 78H16V75L15 76H12L11 75V72H9V70H10V68H12ZM49 67H51L50 65H49ZM56 67H58V66H56ZM66 67V66H65ZM68 67V66H67ZM66 67V69H69V68H67ZM79 69H80V71H82L83 69V65H82V67L80 68V65L79 66H77ZM86 68H87V66H85ZM88 67V68H89ZM125 67V66H124ZM124 67H122V68H124ZM210 67V66H209ZM55 68V67H54ZM62 67H61V65H60V69H61ZM72 68V67H71ZM118 68V67H117ZM115 69V70H112V67H111V69H109V70H111L110 71V74H107V75H109L110 77H108L107 75H106V73H105V71H103L104 69L102 68H100V70H102L103 72H102V74H104V75H106V77H108V78H112L113 79V77L114 78H117L116 76H118V82H119V76H124L123 75V73L125 72H123L122 73V71L120 70V69ZM133 68V69H132ZM211 68V67H210ZM261 68V67H260ZM29 69V68H28ZM48 69V68H47ZM74 68H72V70H73ZM78 69V70H79ZM97 69H99L98 67H97ZM97 69H95V70H97ZM129 69V68H128ZM205 69V68H204ZM247 69V70H248ZM40 70H42V72L40 71ZM54 70H57L56 68L54 69ZM62 70H63V68H62ZM61 70V71H62ZM65 70V69H64ZM77 70V71H78ZM89 70H90V68H89ZM92 71L93 73L94 72H97V71ZM108 70V71H109ZM126 70V69H125ZM209 70V69H208ZM257 70V69H256ZM256 70L254 71V73L256 72ZM262 70V69H261ZM27 71V70H26ZM65 71H67L68 72V70H65ZM77 71H76V73L74 72V71H70V69H69V72L68 73H64L63 75L62 74H56V75H58V77L59 78H61L60 80L62 81V83H63V85H64V87H65V84H64V82L65 83H68V84H70L71 86L72 85H78L77 87H79V88H81L80 86H82V91H83V93H81L82 95L84 94L85 95V90L86 91H88L89 90V86H85V87H88L87 89L85 88V90H83V85H87V84H85V83H87V81L84 79V78H86V75H89L90 74V72L89 71H87V69H86V72H88L87 74H85L84 72H85V70H84V72H80V73H77ZM126 71H128V70H126ZM237 71H240V72H238V73H236ZM244 71V70H243ZM25 72V71H24ZM60 72V70H58V73ZM64 72V71H63ZM79 72V71H78ZM129 72V71H128ZM211 72V71H210ZM250 72V71H249ZM14 73V72H13ZM15 73H17V72H15ZM14 73V74H15ZM20 73V72H19ZM206 73V72H205ZM212 73V72H211ZM247 73V72H246ZM252 73V72H251ZM102 74H99V75H102ZM125 74V73H124ZM130 74V73H129ZM253 74V73H252ZM263 74V73H262ZM20 74H18V76H19ZM61 77H60V76ZM91 75V74H90ZM89 75V76H90ZM94 75L95 74H93V77H94ZM96 75H97V73H96ZM104 75H102V77L104 76ZM220 75H218V76H220ZM49 76V77H48ZM87 77V79H90L91 77ZM113 76V77H112ZM55 77V76H54ZM92 77V78H93ZM96 78L98 77V76H95ZM130 77V76H129ZM129 77H127V75H125V78L127 79H129ZM258 77V76H257ZM29 78H27L28 80H30ZM45 78V79H44ZM57 78V77H56ZM55 78V79H56ZM92 78H91V83H90V81L88 82V84H92L91 86H93L91 89L93 90V91H97V93L96 94H98V93H102L103 91H101L102 89H104V86H103V88L100 90V88L98 87L99 86V84H100V80L103 82L104 80H105V76L103 77L104 78V80H102V79H99V80H96V81H94V80H92ZM101 78V77H100ZM107 78V79H108ZM123 78V77H122ZM134 78V77H133ZM205 78H206V76H205ZM54 79V78H53ZM106 79V80H107ZM109 80L110 82V84H111V82L112 81H114L115 83H116V81L113 79V80ZM127 79V80H128ZM220 79V78H219ZM256 79V78H255ZM28 80H26V81H28ZM43 80H45V81H43ZM57 81H58V79H56ZM59 80V81H60ZM134 80V79H133ZM206 80V79H205ZM55 81V80H54ZM54 81H53V83H54ZM97 81H99V84L97 83ZM108 81V80H107ZM203 81V80H202ZM56 82V81H55ZM106 82V81H105ZM105 82H103V83H105ZM130 82H131V80H130ZM133 82V83H134ZM254 82V81H253ZM263 82H264V80H263ZM31 82L29 81V84H30ZM32 83H33V81H32ZM40 83L38 84V85H40ZM57 83V82H56ZM59 83V82H58ZM57 83V84H58ZM120 83V82H119ZM118 83V85H120ZM124 83V80H122V84ZM128 84V81L127 82H125V85H127ZM132 83V82H131ZM130 83V84H131ZM139 83H140V85L141 86H139ZM230 83V82H229ZM232 83H231V86H232ZM258 83H260V82H258ZM41 84V85H42ZM55 84V83H54ZM60 84V83H59ZM107 84H108V82H107ZM113 84V83H112ZM111 84V85H112ZM205 84H207V83H205ZM264 84V83H263ZM26 85H27V83H26ZM26 85H24V87L26 86ZM62 85V86H63ZM67 85V84H66ZM69 85V86H70ZM98 85V86H97ZM115 85V84H114ZM136 85V86H137ZM209 85H210V83H209ZM208 85V86H209ZM259 85V84H258ZM29 86V85H28ZM33 87H35L34 86V84L32 85ZM43 86V85H42ZM70 86V87H71ZM97 86V87H96ZM101 86V85H100ZM107 86V85H106ZM109 87H110V85H108ZM135 86V85H134ZM135 86V87H136ZM262 86V85H261ZM27 87V86H26ZM25 87V88H26ZM30 87V86H29ZM38 87H40V86H38ZM59 86H57L56 87V90H57V88H58ZM60 87H61V84H60ZM67 87H68V85H67ZM76 87V88H77ZM111 87H114V86H111ZM121 87V86H120ZM119 86H118V88H120ZM131 87H133V84H132V86ZM135 87H133V88H135ZM238 87V86H237ZM236 87V88H237ZM253 87V86H252ZM255 87V86H254ZM25 88H23L24 90H26ZM37 88V87H36ZM35 88V89H36ZM47 88V89H46ZM61 88H63V87H61ZM61 88L60 89H58L59 90V92H61L60 90H61ZM73 88H75V86H73L72 87V89L71 88H68V93L69 92H71V90H73V93H74V89ZM117 87H115V89H116ZM122 89H124L123 87H121ZM127 88H128V86H127ZM225 88V87H224ZM227 88V87H226ZM225 88V89H226ZM13 89V88H12ZM28 89V88H27ZM34 89V90H35ZM41 88H39V89H37V90H40ZM53 89H54V86H53ZM53 89H50V90H53ZM66 89V88H65ZM69 89H70V91H69ZM78 89V88H77ZM76 89V90H77ZM109 89V88H108ZM107 89V90H108ZM115 89H111L110 91L108 90V92H106L105 94H103L102 93V95L101 96H104L105 97V99L106 100H108L109 101V99H115V100H117L116 102H117V104H120V103H118V99H116L115 97H117L116 96V94L118 93V92H120V90L121 91H123L122 89H118V91L116 90L115 91ZM140 90V91H142V92H140V91H138V92H140L139 93V95L142 93V94H144V91L143 90ZM215 89V88H214ZM238 89V88H237ZM261 89V88H260ZM41 90V91H42ZM49 90V91H50ZM58 90H57V92H58ZM76 90H75V92H76ZM100 90V91H99ZM105 91H106V88L104 89ZM125 90V89H124ZM132 90V89H131ZM137 90H139V89H137ZM228 90H230V87H229V89ZM30 91L32 92L31 94L33 95H35V93H33V91L30 89ZM29 91V92H30ZM54 91V90H53ZM66 91V90H65ZM80 91H81V89H80ZM90 91V90H89ZM127 91H128V89H127ZM126 90L125 91H123V92H127ZM133 91V90H132ZM134 91H136L135 89H134ZM133 91V92H134ZM250 91V90H249ZM260 91V90H259ZM9 92V91H8ZM8 92L7 93H5V94H8ZM28 92V93H29ZM36 92H38V91H36ZM50 92H52V91H50ZM56 92V93H57ZM132 92V93H133ZM27 93V91L26 92H24V95ZM39 93V92H38ZM37 93V97L39 96V94ZM55 93V94H56ZM61 93H64V92H61ZM72 93V94H73ZM88 93V92H87ZM90 93H92V92H90ZM130 93V92H129ZM132 93H130V94H132ZM146 93V92H145ZM149 93V94H150ZM259 93H261V92H259ZM263 93V92H262ZM10 94V93H9ZM13 94H15L14 93V91H13ZM20 94V95H19ZM45 94V93H44ZM49 94V93H48ZM47 93H46V95L45 96H43L42 98H45L44 99V101L47 99L46 97L47 96H49ZM59 94V93H58ZM57 94V95H58ZM71 94V93H70ZM78 94H80V92L78 91ZM95 94V95H96ZM119 94V93H118ZM126 94V93H125ZM136 93H134V95H135ZM205 94V93H204ZM219 94V93H218ZM226 94V93H225ZM230 94V93H229ZM264 94V93H263ZM3 95H4V93H3ZM40 95H41V93H40ZM42 95H43V91H42ZM50 95H52V94H50ZM66 95L68 96L69 94H67L66 93ZM66 95H64V98H65V96ZM73 95H75V93L73 94ZM83 95V96H84ZM124 95V94H123ZM139 95H137V96H139ZM146 95V94H145ZM144 95V96H145ZM148 95V94H147ZM152 95V94H151ZM221 95V94H220ZM257 95H259V94H257ZM256 95V96H257ZM6 97L8 96V95H5ZM5 96H2V97H5ZM12 96V95H11ZM10 96V97H11ZM30 96V95H29ZM56 96V95H55ZM59 96H61L60 94L58 95V97ZM76 97H77V95H75ZM81 96V95H80ZM90 96V95H89ZM91 96L93 97V95L91 94ZM90 96V97H91ZM121 96V95H120ZM133 96V95H132ZM141 97H143L142 95H140ZM150 96V95H149ZM200 96V95H199ZM217 96V95H216ZM244 96H246V95H244ZM1 97V99H3ZM5 97V99H8V97L6 98ZM9 97V98H10ZM13 97V96H12ZM15 97V96H14ZM20 97V98H19ZM33 97V96H32ZM51 97V96H50ZM57 97V98H58ZM62 97L63 96H61V100H64V98L62 99ZM70 97V96H69ZM74 97V96H73ZM79 97V96H78ZM85 97L86 96H84L83 97V99H85ZM88 97V96H87ZM91 97V98H92ZM98 96L96 95V98H97ZM128 97H130L129 95H128ZM135 97V96H134ZM147 97V96H146ZM146 97H144V98H146ZM154 97V96H153ZM156 97V96H155ZM154 97V98H155ZM196 97H198V96H196ZM195 97V98H196ZM204 97H205V95H204ZM263 97V96H262ZM27 98H29V97H27ZM35 98V97H34ZM34 98L32 99L31 98V100H33L34 101ZM40 98V97H39ZM52 98V97H51ZM51 98H49V100H51ZM67 98V97H66ZM65 98V99H66ZM81 98H82V96H81ZM90 98V99H91ZM96 98H94V99H96ZM149 98V97H148ZM148 98H146V99H148ZM154 98H152V101L154 100ZM201 98V97H200ZM217 98V97H216ZM226 98H227V96H226ZM264 98V97H263ZM4 99V100H5ZM23 99V98H22ZM37 99V98H36ZM54 99H55V97L53 98V100L52 101H54ZM58 99H60V98H58ZM73 99H75V98H73ZM72 99V100H73ZM89 99V102L91 101ZM93 99V98H92ZM93 99V100H94ZM99 99V98H98ZM104 99V100H105ZM132 99V98H131ZM130 99V100H131ZM142 99V98H141ZM205 99V98H204ZM3 100V101H4ZM13 100V99H12ZM30 100V101H31ZM69 100H70V98H69ZM69 100H68V102H69ZM71 100V101H72ZM87 100H88V98H87ZM86 100V101H87ZM100 100H102V97H101V99ZM127 100H128V98H127ZM137 100H138V98H137ZM140 100V99H139ZM145 100V99H144ZM211 100H213V98L211 99ZM2 101V100H1ZM0 101V102H1ZM14 101V102H15ZM23 101V100H22ZM33 101H32V103H33ZM41 101V104L43 103V101L42 100H40ZM40 101H38L37 102V100L35 101V104H37V105H39V102ZM60 101V100H59ZM67 101V100H66ZM65 100L63 101V103L64 102H66ZM74 101V100H73ZM78 101H81V99L79 98L78 99ZM83 101V100H82ZM81 101V102H82ZM95 101V100H94ZM132 101V100H131ZM130 101V102H131ZM143 101V100H142ZM141 101V102H142ZM146 101V100H145ZM148 101H150V100H148ZM157 101V100H156ZM162 101V100H161ZM198 101V100H197ZM208 101V100H207ZM218 101V100H217ZM216 101V102H217ZM13 102V101H12ZM51 102V101H50ZM55 102V101H54ZM98 102V101H97ZM115 103V101H112V102H110V103H112V104H114ZM120 102V101H119ZM124 102V101H123ZM126 102V101H125ZM160 102V101H159ZM208 102H210V101H208ZM220 102H222V101H220ZM263 102H264V100H263ZM5 103H6V101H5ZM5 103H4V105H5ZM7 103H8V105L7 106H9V102L7 101ZM28 103H29V101H28ZM32 103L30 104V106L32 105ZM52 103V102H51ZM57 103H59V102H57ZM56 102H55V104H57ZM70 104H71V102H69ZM69 103H68V106H69ZM100 103V102H99ZM101 103H102V101H101ZM100 103V104H101ZM107 103H109V102H107ZM129 103V102H128ZM139 103H140V101H139ZM149 103V102H148ZM166 103V102H165ZM165 103H164V105H165ZM171 103V104H172ZM190 103V102H189ZM1 104H3V103H1ZM14 104H16V108H17V103H14ZM20 104V103H19ZM44 104V103H43ZM49 104V103H48ZM60 104V103H59ZM59 104H58V106H59ZM65 104V103H64ZM64 104H62V105H64ZM73 104V103H72ZM71 104V105H72ZM87 104H88V102H87ZM91 104H93V101H92V103ZM144 104V103H143ZM151 104H152V102L150 103V104H148V105H150L151 106ZM157 104V103H156ZM191 104V103H190ZM204 104V103H203ZM208 104V103H207ZM211 104H212V102H211ZM217 104V103H216ZM227 104V103H226ZM3 105V106H4ZM36 105V106H37ZM44 105H46V102H45V104ZM44 105H42L43 107H44ZM52 105V104H51ZM54 105V104H53ZM79 105H81V104H79ZM102 105V104H101ZM108 105V104H107ZM115 105V104H114ZM126 105H127V108H128V110H129V105H130V103H129V105L126 103ZM125 105V106H126ZM134 106V103H132L131 104V106ZM153 105V104H152ZM154 105H155V103H154ZM158 105V104H157ZM160 105H162V104H160ZM173 105V104H172ZM193 105V104H192ZM197 105V104H196ZM213 105V104H212ZM229 105V104H228ZM3 106H1L0 105V107H1V110L2 109H4V108H2ZM20 106V105H19ZM46 106H48V105H46ZM45 106V107H46ZM55 106V105H54ZM57 106V107H58ZM60 106H61V104H60ZM65 106H67L66 104H65ZM64 106V107H65ZM74 106V105H73ZM75 106H77V105H75ZM82 106H84V104L82 105ZM86 106V105H85ZM84 106V107H85ZM92 106H94V105H92ZM92 106L90 105L89 107H91L92 108ZM99 107L98 108H101V109H103V108H106V107H109V105L108 106H106L105 105V107H100V105H98ZM123 106H124V104H123ZM156 106V105H155ZM170 106V105H169ZM222 106V105H221ZM224 106V105H223ZM28 106H26V108H27ZM32 107V106H31ZM34 107H35V105H34ZM72 106H69V111L72 109L71 108ZM88 106H86V108H87ZM116 107V106H115ZM114 107V108H115ZM145 107V109H147L146 108V106H144ZM172 107V106H171ZM172 107V108H173ZM198 107V106H197ZM209 107V106H208ZM226 107V106H225ZM8 108H11V107H8ZM8 108H6V110L8 109ZM16 108H14V113H11L12 115L14 114L15 115V113L18 111V110H15ZM24 108H25V106L23 107V110H24ZM25 108V109H26ZM42 108V107H41ZM50 108V106L48 107V109ZM60 108V107H59ZM59 108H56V110L57 109H59ZM61 108H62V106H61ZM60 108V109H61ZM67 108V107H66ZM71 108V109H70ZM73 108H75L76 110H78V108H80L81 109V106L79 107L78 106V108H76V107H73ZM96 109H97V107H95ZM119 108V107H118ZM126 108V109H127ZM134 108V107H133ZM151 109H152V107H150ZM157 108V107H156ZM161 108V107H160ZM168 109L167 107H163L162 106V109ZM172 108H171V110H169L170 112L172 111ZM194 108V107H193ZM196 108V107H195ZM18 109V108H17ZM19 109H21V108H19ZM32 109H34L33 107H32ZM40 109V108H39ZM47 109V110H48ZM75 109L74 110H71V112H73V111H75ZM83 109H85V108H83ZM83 109H81L80 110V112L83 110ZM89 108H87V110H88ZM96 109H94V111L96 110ZM107 109V108H106ZM105 109V110H106ZM117 109V108H116ZM130 109H132V108H130ZM136 109V108H135ZM149 109V108H148ZM158 109V108H157ZM163 109V110H164ZM207 109V108H206ZM222 109V108H221ZM1 110H0V112H1ZM13 110V109H12ZM29 110V109H28ZM38 110V108L36 107L34 110H33V112L34 111H37ZM41 110V109H40ZM40 110H38L39 112H40ZM42 110H44V109H42ZM45 110H46V108H45ZM46 110V114H48L49 113V110L47 111ZM50 110L53 112V110L50 108ZM62 110V109H61ZM66 109H64V111H65ZM90 110V109H89ZM93 110V109H92ZM92 110H91V112H92ZM119 110V109H118ZM120 110H122V107H121V104H120ZM124 110V109H123ZM122 110V111H123ZM161 110V109H160ZM202 110V109H201ZM16 111V112H15ZM20 112L22 111V109L21 110H19ZM32 111V110H31ZM50 111V112H51ZM93 111V112H94ZM100 112L99 110H96V112ZM103 111V110H102ZM108 111V110H107ZM109 111H111V108H110V110ZM115 110L113 109V112H114ZM130 111V110H129ZM139 111V110H138ZM165 111V110H164ZM169 111H168V113H169ZM219 111V110H218ZM231 111V110H230ZM233 111V110H232ZM3 112V114H4V111H2ZM12 112V111H11ZM20 112H17L18 114H20ZM25 112H26V110L24 111V114H25ZM29 112V111H28ZM31 113V114H34V113ZM44 112V111H43ZM58 111H54V113L56 114ZM66 112V111H65ZM71 112H69L68 114H70ZM76 112V111H75ZM79 112V113H80ZM83 112V111H82ZM81 112V113H82ZM90 112V113H91ZM97 112V113H98ZM104 112V111H103ZM103 112L101 113V114H103ZM120 112V111H119ZM118 112V113H119ZM124 113H125V111H123ZM123 112H121V113H123ZM153 112V111H152ZM154 112H156L155 110H154ZM163 112V111H162ZM182 112H184V111H182ZM190 112V111H189ZM191 112H193L194 113V111L192 110ZM195 112H197V111H195ZM204 112V111H203ZM202 112V113H203ZM216 112V111H215ZM22 113V112H21ZM41 113V112H40ZM58 113H60V112H58ZM57 113V114H58ZM77 113H78V111H77ZM76 113V114H77ZM85 113H86V111H85ZM88 114L89 116L92 114ZM96 113V114H97ZM106 112H104V114H105ZM118 113L117 112H114V116H116V115H118ZM121 113H120V115H121ZM123 113V114H124ZM138 113V112H137ZM142 113V112H141ZM164 113H166V112H164ZM163 113V114H164ZM198 113V112H197ZM196 113V114H197ZM209 114H210V112H208ZM227 113V112H226ZM233 113V112H232ZM7 114H8V111H7ZM23 114V115H24ZM44 114V113H43ZM42 114V115H43ZM45 114V115H46ZM52 114V113H51ZM64 115H66V117H67V113L65 114V113H63ZM63 114H61L63 117H64V115ZM72 114H74V113H72ZM84 114V113H83ZM103 114V115H104ZM127 114V113H126ZM132 114H133V112H132ZM136 114V113H135ZM139 114V113H138ZM153 114V113H152ZM160 114V113H159ZM158 114V115H159ZM208 114V115H209ZM217 114V113H216ZM219 115H220V111H219V113H218ZM12 115H11V119H10V116H8V115H6L7 117H9L8 119H10V120H12ZM13 115V116H14ZM22 115V114H21ZM26 115V114H25ZM24 115V119L26 120V116ZM30 115V114H29ZM28 115V116H29ZM35 116L37 115V113L36 114H34ZM34 115H32L33 117H35ZM41 115V114H40ZM44 115V116H45ZM54 115V114H53ZM85 115V114H84ZM87 115V114H86ZM93 115V114H92ZM95 115V114H94ZM94 115H93V119H94ZM125 115V114H124ZM129 115V114H128ZM166 115V114H165ZM169 115H171V114H169ZM178 115H180V114H178ZM177 115V116H178ZM187 115V114H186ZM233 115V114H232ZM232 115H230V116H232ZM1 116H3L2 114H1ZM43 116V117H44ZM58 116H59V114H58ZM70 116V115H69ZM68 116V117H69ZM80 116H81V114H80ZM137 116V115H136ZM149 116V115H148ZM152 116V115H151ZM154 116V115H153ZM152 116V117H153ZM164 116V115H163ZM168 116V115H167ZM191 116V115H190ZM16 116H14V118H15ZM21 117V116H20ZM19 117V118H20ZM32 117V118H33ZM49 117V116H48ZM51 117H57L56 115L55 116H52L51 115ZM62 117V118H63ZM67 117V118H68ZM71 117H73V115L71 116ZM71 117H69L70 119H71ZM100 117V116H99ZM102 117V116H101ZM105 117H108V116H106L105 115ZM121 117V116H120ZM124 117V116H123ZM125 117H126V115H125ZM124 117V118H125ZM129 117H131L132 119H131V123L132 122H134V117L135 116H130L129 115ZM143 117V116H142ZM144 117H145V115H144ZM160 117V116H159ZM161 117H162V115H161ZM196 117V116H195ZM208 117V116H207ZM216 117V116H215ZM229 117V116H228ZM1 118V117H0ZM3 118V117H2ZM1 118V119H2ZM6 118V117H5ZM17 118H18V115H17ZM17 118H15V119H17ZM31 117L29 118L30 120L32 119ZM36 118H37V116H36ZM57 118H60V116L59 117H57ZM68 118V119H69ZM76 118V117H75ZM74 118V119H75ZM77 118H79L80 119V117L78 116ZM88 118V117H87ZM95 118L97 119V117L95 116ZM112 118V117H111ZM110 118V119H111ZM115 119L117 118V117H114ZM124 118H123V120H124ZM140 118V117H139ZM148 118V117H147ZM151 118V117H150ZM164 118V117H163ZM171 118H173V117H171ZM170 117H169V119H171ZM176 119L178 118V117H175ZM174 118V119H175ZM182 118V117H181ZM187 118V117H186ZM206 118V117H205ZM204 118V119H205ZM234 118V117H233ZM234 118V119H235ZM8 119H6V121L8 120ZM14 119V120H15ZM22 118H20V120H21ZM45 119H47V118H45ZM52 120V118H48V120ZM55 120H57L56 118H54ZM69 119V120H70ZM73 119V118H72ZM82 119V118H81ZM84 119H85V117H84ZM90 119V118H89ZM114 119V120H115ZM126 119H128V118H126ZM140 119H143V118H140ZM139 119V120H140ZM222 119V118H221ZM4 120V119H3ZM2 120V121H3ZM19 120V119H18ZM19 120V121H20ZM27 120H28V117H27ZM39 120V119H38ZM42 120V122L44 123V121H43V119H41ZM59 120V119H58ZM60 120H62V119H60ZM65 120V119H64ZM100 120V119H99ZM103 120H104V117H103ZM103 120H101V121H103ZM109 120V119H108ZM113 120V121H114ZM121 120H122V118H121ZM137 120V119H136ZM145 120H146V118H145ZM148 120H149V118H148ZM152 120V119H151ZM162 120H164V119H162ZM191 120V119H190ZM196 120V119H195ZM2 121L0 122V124L2 123ZM9 121V120H8ZM13 121V120H12ZM37 122V119L36 120H31V122ZM46 121V120H45ZM53 122V125H54V120H52ZM63 121V120H62ZM68 121V120H67ZM73 121V120H72ZM78 121V120H77ZM90 121V123H91V119L89 120ZM89 121H88V123H89ZM93 121V120H92ZM101 121H99L98 122V125L101 123ZM112 121V122H113ZM129 121V119L127 120V122L126 123H129L128 122ZM159 121V120H158ZM169 120H167V122H168ZM173 121V120H172ZM172 121H170V123L172 122ZM183 121V120H182ZM232 122H233V120H231ZM235 121V120H234ZM4 122H5V120H4ZM3 122V123H4ZM17 122V121H16ZM26 123H27V121H25ZM24 121H23V123H25ZM31 123L32 125L33 124H35L36 125V123ZM75 122V121H74ZM109 122V121H108ZM140 122V121H139ZM144 122V121H143ZM204 122V121H203ZM11 123V122H10ZM9 123V124H10ZM14 123H15V121H14ZM14 123H13V125H14ZM21 123V122H20ZM40 123V122H39ZM46 123V125H47V121L45 122ZM50 123V122H49ZM52 123H50V124H52ZM57 123V122H56ZM59 123H60V121H59ZM65 123V122H64ZM70 123V122H69ZM68 123V124H69ZM72 124H74L75 125V123H73V122H71ZM80 123H82V122H80ZM83 123H85L86 124V122H83ZM83 123L81 124L82 126H83ZM104 123V122H103ZM123 123V122H122ZM125 123V122H124ZM123 123V124H124ZM130 123V124H131ZM138 123V122H137ZM141 123V122H140ZM146 123V122H145ZM149 123V122H148ZM160 123V122H159ZM162 123H163V121H162ZM172 123H174V121L172 122ZM172 123H171V127L173 126L172 125ZM202 123V122H201ZM22 124V123H21ZM30 124V123H29ZM66 124H67V122L65 123V126H66ZM67 124V125H68ZM85 124H84V128H85ZM92 124V123H91ZM95 124H96V122H95ZM108 124V123H107ZM120 122H119V120L118 119H116L115 120V122H114V124H112V127L110 128V126H108V128L107 129H104V127L105 126H101V125H99V126H101L102 128H103V130L102 129H100V130H102V132L103 133H105V138L108 136V133H109V131H116V132H119V130H120ZM133 124V123H132ZM175 124V123H174ZM179 124H181L180 122H179ZM196 124V123H195ZM203 124V123H202ZM207 124V123H206ZM215 124V123H214ZM252 124V123H251ZM32 125H30V126H32ZM39 125V127L41 126L40 124H38ZM38 125H37V129L39 128L38 127ZM60 125V124H59ZM77 126H78V124H76ZM76 125H75V129H79V128H76ZM98 125L97 126H95L97 129H98ZM104 125H105V123H104ZM127 125V128H128V125L129 124H126ZM136 125V124H135ZM142 125V124H141ZM167 125V124H166ZM218 125V124H217ZM225 125V124H224ZM261 125V124H260ZM262 125H263V123H262ZM4 126H5V123H4ZM7 126H9V125H7ZM15 126H16V124H15ZM15 126H13V127H15ZM29 126V125H28ZM42 126H43V124H42ZM45 126V125H44ZM72 126V125H71ZM92 126H94V123H93V125ZM106 126V127H107ZM160 126V125H159ZM200 126V125H199ZM222 126V125H221ZM17 127H20V128H22L21 127V125L19 124L18 126H16L15 128H17ZM35 127V126H34ZM45 127H47V126H45ZM44 127V128H45ZM48 127H50V126H48ZM54 127H56V126H54ZM59 126L57 125V127L56 128H54V130L55 129H57ZM68 128H69V125L67 126ZM86 127H87V125H86ZM88 127H91V125L90 126H88ZM85 128L86 130L85 131H83L82 130V132H85L86 133V131H88V129H90V128ZM131 127V126H130ZM139 127H140V125H139ZM161 127V126H160ZM184 127H185V125H184ZM251 127V126H250ZM6 128V127H5ZM5 128H0V129H5ZM10 128V127H9ZM8 128V129H9ZM28 128V127H27ZM27 128H25V126H24V129H26L27 130ZM32 128H33V126H32ZM41 128V130H46L45 132H43V133H46L47 132V129H43V127H40ZM39 128V129H40ZM59 128H61V127H59ZM59 128H58V130H59ZM63 128V127H62ZM72 128V127H71ZM92 128V127H91ZM95 128V129H96ZM142 128V127H141ZM165 128V127H164ZM234 128V129H235ZM23 129V130H24ZM36 129V127L34 128V130ZM64 129H65V127H64ZM70 129V128H69ZM75 129H74V132L73 133H75ZM96 129V130H97ZM126 129V128H125ZM138 129V128H137ZM145 129V128H144ZM143 129V130H144ZM152 129V128H151ZM173 129H174V127H173ZM176 129V128H175ZM210 129V128H209ZM221 129H223V128H221ZM232 129V128H231ZM234 129H232V130H234ZM254 129V128H253ZM11 129H9V131H10ZM18 130H22V129H18ZM33 130V131H34ZM53 130V129H52ZM51 130V127H50V131H52ZM53 130V131H54ZM62 130V129H61ZM60 130V131H61ZM66 131H68L67 130V128L65 129ZM118 130V131H117ZM147 130V129H146ZM211 130V129H210ZM245 130V131H244ZM263 130V129H262ZM9 131L8 132H6V131H4L5 133H7V134H5L6 135V137L8 138V133H9ZM27 131H29V130H27ZM27 131H25L26 133H24L25 135L27 134ZM32 130L30 129V132H31ZM32 131V132H33ZM39 131V130H38ZM50 131H48V134H50L49 132ZM71 131H73V130H71ZM92 131V130H91ZM94 131V130H93ZM120 131H123V130H120ZM127 131V130H126ZM133 130L131 129V132H132ZM139 131V130H138ZM170 131H171V129H170ZM184 131V130H183ZM253 131V130H252ZM251 131V132H252ZM256 131V130H255ZM3 132V130L1 131V133ZM12 131H10V133H11ZM19 132V131H18ZM30 132H28L29 134H30ZM31 132V133H32ZM40 132V131H39ZM65 132V131H64ZM64 132H62V133H64ZM82 132H80V133H82ZM95 132V131H94ZM97 132H98V130H97ZM99 132H101V131H99ZM98 132V133H99ZM123 132H125V131H123ZM128 132H130V130L128 131ZM128 132H127V134H128ZM134 132V131H133ZM151 132V131H150ZM150 132H149V134H150ZM161 132H163V130H161ZM177 132H178V130H177ZM182 132V131H181ZM225 132V131H224ZM232 133H233V131H231ZM0 133V134H1ZM9 133V134H10ZM16 135H17V131L16 132H14ZM53 133V132H52ZM50 134V135H54V134H57L55 131H54V134ZM69 133H70V131H69ZM72 133V134H73ZM111 133V132H110ZM154 133V132H153ZM157 133V132H156ZM164 133H166L165 131H164ZM164 133H162V135L164 134ZM216 133V132H215ZM234 133H235V130H234ZM240 133H242V132H240ZM15 134H12L11 136L12 137H14V135ZM22 134V133H21ZM28 134V135H29ZM33 134H38V133H33ZM58 134H60V133H58ZM72 134H69V135H72ZM79 134V133H78ZM87 135H89L88 134V132L86 133ZM106 134H107V136H106ZM116 134H119V133H116ZM116 134H115V136H116ZM120 134H121V132H120ZM123 134V133H122ZM146 134H147V132H146ZM178 134V133H177ZM192 134V133H191ZM199 134V133H198ZM197 134V135H198ZM208 134V133H207ZM239 134V133H238ZM258 134V133H257ZM4 135V134H3ZM2 135V137L1 138H3V137H5V136H3ZM23 135V134H22ZM22 135H20V136H22ZM28 135H27V137H28ZM41 135V134H40ZM40 135L38 136V137H40ZM46 135V134H45ZM64 135H65V133H64ZM63 135V136H64ZM67 135V134H66ZM80 135V134H79ZM112 135V134H111ZM124 135V134H123ZM131 135V134H130ZM138 135V134H137ZM144 136H145V134H143ZM152 135V134H151ZM150 135V136H151ZM214 135V134H213ZM222 135H225L224 133L222 134ZM221 135V136H222ZM235 135V134H234ZM247 135V134H246ZM245 135V136H246ZM11 136H9V137H11ZM18 136V135H17ZM24 136V135H23ZM22 136V137H23ZM30 136V135H29ZM36 136L37 135H35V138H36ZM47 136V135H46ZM45 136V137H46ZM60 136V135H59ZM92 136V134L90 135V137ZM100 136V135H99ZM114 136V137H115ZM129 136V135H128ZM136 136V135H135ZM174 136V135H173ZM239 136H240V134H239ZM244 136V137H245ZM16 137V136H15ZM14 137V138H15ZM22 137H20V140L22 139ZM33 137V136H32ZM43 137V136H42ZM56 137V136H55ZM111 136H109V139H111L110 138ZM113 137V138H114ZM117 137V136H116ZM123 137V136H122ZM134 137V136H133ZM155 137H156V140H157V137L158 136H156L155 135ZM161 137V136H160ZM188 137V136H187ZM218 137V136H217ZM227 137V136H226ZM14 138H12L13 140H14ZM19 138V137H18ZM17 137H16V139H18ZM24 138V137H23ZM54 138V137H53ZM53 138L51 137L50 139H52L53 140ZM61 138H63V137H61ZM74 138H75V135H74ZM78 138H79V136H78ZM88 139H89V137H87ZM103 137H102V134H101V141L103 142V139H102ZM113 138H112V140H110V142H113ZM136 138V137H135ZM199 138V137H198ZM222 138V137H221ZM239 138V137H238ZM237 138V139H238ZM241 139H242V137H240ZM250 138V137H249ZM248 137H247V139H249ZM11 139V140H12ZM15 139V140H16ZM25 139V138H24ZM32 139V138H31ZM34 139V138H33ZM43 139V138H42ZM41 139V140H42ZM55 139V138H54ZM87 139V140H88ZM99 139V138H98ZM149 139V138H148ZM148 139H146V140H148ZM163 139V138H162ZM188 139V138H187ZM245 139H246V137H245ZM245 139H243V140H245ZM4 141H6V139H3ZM8 140V139H7ZM10 140V141H11ZM27 140V139H26ZM39 140V139H38ZM67 140V139H66ZM69 140V139H68ZM71 140H73V143H75L74 142V139H73V137H72V139ZM79 140H81V139H79ZM78 140V141H79ZM90 140V139H89ZM97 140V139H96ZM95 140V141H96ZM122 140H123V138H122ZM129 140V139H128ZM138 140V139H137ZM144 140V139H143ZM153 140V139H152ZM167 140V139H166ZM165 140V141H166ZM175 140H176V136H175ZM198 140V139H197ZM214 140V139H213ZM217 140V139H216ZM252 140V139H251ZM0 141H2V140H0ZM17 141V140H16ZM34 142H35V139L33 140ZM44 141H46V140H44ZM43 141V142H44ZM49 141V140H48ZM47 141V142H48ZM63 141H64V138H63ZM77 141V140H76ZM107 141V140H106ZM109 141V140H108ZM107 141V142H108ZM119 141H121V139L119 140ZM118 141V143H122V142H119ZM133 141V139L131 140V142ZM135 141V140H134ZM163 141V140H162ZM235 141V140H234ZM8 142H9V140H8ZM19 141H17V143H18ZM22 142V141H21ZM24 142V141H23ZM29 142H30V140H29ZM28 142V143H29ZM38 142V141H37ZM43 142L41 141V143H42V145L40 144V145H38V143H37V146H41V147H43L44 146V148H45V143L43 144ZM90 142V141H89ZM88 142V143H89ZM92 142V141H91ZM140 142V141H139ZM11 143V142H10ZM17 143H14V147H10L11 148V151H12V149L14 148L15 149V144L17 145ZM33 143V142H32ZM50 143V142H49ZM57 143H58V140H57ZM63 143H65V142H63ZM62 143V144H63ZM66 143H67V141H66ZM78 143V142H77ZM80 143H83V140L82 141H80ZM85 143V142H84ZM101 143V142H100ZM140 143H142V140H141V142ZM162 143V142H161ZM170 143V142H169ZM223 143H226L225 141L223 142ZM7 144V143H6ZM12 144V143H11ZM11 144H9V146H12ZM25 144H26V142H25ZM24 144V145H25ZM31 144V143H30ZM34 144H36V142L34 143ZM47 144V143H46ZM69 145H71L72 143H68ZM68 144L66 145L67 147H69L68 146ZM92 144V143H91ZM91 144H90V146H91ZM96 144V143H95ZM97 144H98V142H97ZM110 144H112V143H110ZM115 144V143H114ZM168 144V143H167ZM227 144H229V143H227ZM1 143H0V147H1ZM58 145V144H57ZM56 145V146H57ZM65 145V144H64ZM76 145V143L73 145V147ZM86 145V144H85ZM88 145V144H87ZM94 145V144H93ZM92 145V146H93ZM99 145V144H98ZM122 145V144H121ZM121 145H119L120 147H121ZM162 145V144H161ZM164 145V144H163ZM214 145H215V143H214ZM223 145V144H222ZM22 146V145H21ZM32 147H34L33 145H31ZM36 146V147H37ZM55 146V147H56ZM65 146V147H66ZM72 146V145H71ZM102 145H100V147H101ZM105 146V145H104ZM103 146V147H104ZM109 147V149L111 148L110 147V145H108ZM128 146V145H127ZM127 146H124V147H127ZM131 146V145H130ZM231 146V145H230ZM4 147H5V145H4ZM6 147H8V146H6ZM5 147V148H6ZM29 147V146H28ZM27 147V148H28ZM89 147V146H88ZM166 147V146H165ZM194 147V146H193ZM5 148H3V149H5ZM9 148V147H8ZM23 148V147H22ZM43 148V149H44ZM48 148H50V147H48ZM47 148V149H48ZM57 148V147H56ZM55 148V149H56ZM72 148V147H71ZM83 148H85V147H83ZM92 148V147H91ZM94 148H96V147H94ZM94 148H93V150H94ZM99 148V147H98ZM105 149L107 148V147H104ZM128 148V147H127ZM201 148V147H200ZM251 148V147H250ZM3 149L1 150V151H3ZM41 149V148H40ZM68 149V148H67ZM67 149H65V151L67 150ZM73 149V148H72ZM87 149V148H86ZM85 149V150H86ZM90 149V148H89ZM88 149V150H89ZM100 149V148H99ZM99 149H97V151L99 150ZM109 149H108V151H109ZM139 149V151H140V147L138 148ZM230 149V148H229ZM8 150H10V149H8ZM30 151H33V150H35V148L34 149H32L31 150V147H30V149H29ZM51 150V155H53L52 154V149H50ZM49 150V151H50ZM54 150V149H53ZM76 151L74 152V153H76L77 154V148L75 149ZM111 150V149H110ZM130 150V149H129ZM161 150V149H160ZM243 150V149H242ZM5 151V150H4ZM14 151V150H13ZM24 151H28V150H26V148H25V150H23V152ZM43 151H45V152H47V150H43ZM56 151V150H55ZM57 151H59V150H57ZM64 151V152H65ZM69 151V150H68ZM72 151V150H71ZM116 150H114V152H115ZM125 150H123V152H124ZM133 151V150H132ZM222 151V150H221ZM15 152H18L17 154H19V152L20 151H14V153ZM21 152H22V149H21ZM39 152H41V151H39ZM60 152V151H59ZM58 152V155L60 154ZM63 152V151H62ZM63 152V153H64ZM73 152V151H72ZM99 152V151H98ZM105 152V151H104ZM103 152V153H104ZM174 152V151H173ZM11 153V152H10ZM27 153V152H26ZM30 153H32V152H30ZM57 153V152H56ZM97 153V152H96ZM109 153H110V151H109ZM128 153H129V151H128ZM127 153V154H128ZM137 153V152H136ZM169 153V152H168ZM2 154H3V152H2ZM2 154H1V156H2ZM16 154V153H15ZM22 155H23V153H21ZM41 153H39V155H40ZM44 154H46V153H44ZM48 154V153H47ZM55 154V153H54ZM78 154H80V153H78ZM82 154H83V152H82ZM93 155H94V153H92ZM102 154V153H101ZM100 154V156H102ZM124 154V153H123ZM163 154V153H162ZM22 155H20V156H22ZM35 155V154H34ZM42 155H43V152H42ZM57 155V154H56ZM57 155V156H58ZM62 155V154H61ZM65 155V154H64ZM62 156L61 158H63V157H65V156ZM84 155V154H83ZM82 155V156H83ZM89 155L90 154H88V155H86L88 158H89ZM14 156V158H15V155H13ZM12 156V157H13ZM18 156L19 155H17V158H18ZM31 156H32V154H31ZM31 156L29 155V157L31 158ZM38 156V155H37ZM36 156V157H37ZM67 156H69V154L67 155ZM81 156V155H80ZM95 156V155H94ZM106 156V155H105ZM123 156V155H122ZM125 156V155H124ZM172 156V155H171ZM4 157V156H3ZM5 157H7L8 158V156H6L5 155ZM27 157H28V155H27ZM36 157H32V158H35V160H36ZM41 157V156H40ZM43 157H45V156H43ZM50 157H52V156H50ZM71 158H72V156H70ZM78 157H79V155H78ZM128 157H129V155H128ZM140 157V156H139ZM143 157V156H142ZM145 157V156H144ZM2 158V157H1ZM7 158H6V160H7ZM22 158V157H21ZM31 158V159H32ZM47 158V157H46ZM52 158H55V157H52ZM68 158V157H67ZM82 158V157H81ZM110 158H111V155H110ZM109 158V160H111ZM117 158V157H116ZM135 158V157H134ZM9 159H10V157H9ZM24 159V158H23ZM38 159V158H37ZM45 159V158H44ZM141 160L143 159V158H140ZM176 159V158H175ZM2 160H3V158H2ZM12 160V159H11ZM25 160V159H24ZM39 160V159H38ZM41 161L43 160L42 158L40 159ZM53 160V159H52ZM56 160V159H55ZM54 160V161H55ZM58 160V159H57ZM69 160V159H68ZM82 160H83V158H82ZM89 160V159H88ZM88 160H86V161H88ZM94 160V159H93ZM114 160H116L115 158H114ZM118 160H119V158H118ZM122 160V159H121ZM9 161V160H8ZM41 161H39L40 163H41ZM47 162H48V160H46ZM61 161H62V159H61ZM74 161H76V160H74ZM86 161H84V162H86ZM135 161V160H134ZM173 161H174V159H173ZM2 162V161H1ZM19 162H21V161H19ZM24 162H26V161H24ZM31 162V161H30ZM29 162V163H30ZM43 162V161H42ZM44 162H45V160H44ZM58 162V161H57ZM56 162V163H57ZM60 162V161H59ZM93 162V161H92ZM116 162V161H115ZM129 162H131V161H129ZM4 163H6L5 164V166L7 165V164H9L10 163V161L7 163V161L6 162H4ZM29 163H27L26 162V164H29ZM34 163V162H33ZM32 163V164H33ZM37 164H38V162H36ZM54 163V162H53ZM68 163V162H67ZM118 163V162H117ZM177 162H175V164H176ZM264 163V162H263ZM18 164V163H17ZM35 164V163H34ZM37 164H35V165H37ZM51 164V163H50ZM50 164H48V165H50ZM59 164V163H58ZM72 164V163H71ZM80 164V163H79ZM119 164H120V162H119ZM10 165V164H9ZM53 165H55V164H53ZM65 165V164H64ZM69 165V164H68ZM75 165V164H74ZM92 165V164H91ZM113 165V164H112ZM2 166H3V164H2ZM12 166L13 165H11V167H9L10 169H12ZM18 166V165H17ZM22 167H23V165H21ZM28 166V165H27ZM26 166V167H27ZM38 166V165H37ZM71 166H73V165H71ZM84 166H85V164H84ZM114 166V165H113ZM134 166H135V164H134ZM138 166V165H137ZM148 166V165H147ZM147 166H146V168H147ZM264 166V165H263ZM35 167V166H34ZM54 167V166H53ZM53 167H52V169H53ZM55 167H57V166H55ZM79 167V165L77 166V168ZM89 167V166H88ZM87 167V168H88ZM139 167V166H138ZM0 168H1V166H0ZM21 168V167H20ZM24 168H25V164H24ZM29 167H27V169H28ZM33 168V167H32ZM35 168H37V167H35ZM34 168V169H35ZM42 168V167H41ZM50 168V166L48 167V169ZM66 168V167H65ZM69 168V167H68ZM80 168V167H79ZM78 168V169H79ZM135 168H136V166H135ZM151 168V167H150ZM10 169H8L7 168V170L9 171ZM38 169V168H37ZM47 169V168H46ZM47 169V170H48ZM58 170H59V168H57ZM56 169V170H57ZM63 169V168H62ZM61 169V170H62ZM81 169H82V167H81ZM89 169V168H88ZM173 169H175V168H173ZM3 170H4V167H3ZM2 170V171H3ZM16 170V169H15ZM15 170H13L14 171V173H15ZM21 170V169H20ZM32 170V169H31ZM68 170V169H67ZM72 170V169H71ZM85 172L84 173H86L88 170L85 168ZM1 171V172H2ZM13 171L12 172H10V173H13ZM17 171V170H16ZM28 171V170H27ZM27 171H26V173H27ZM41 171V173H44L42 170H40ZM46 171V170H45ZM52 170L50 169L49 170V172H51ZM78 171H80V170H78ZM77 171V172H78ZM81 171H83V170H81ZM179 171H180V169H179ZM4 172H6V167H5V171ZM18 172V171H17ZM32 171H30V173H31ZM48 172V173H49ZM53 172V171H52ZM58 172V171H57ZM64 172V171H63ZM67 172V171H66ZM115 172V171H114ZM134 172V171H133ZM142 172V171H141ZM18 173H20V172H18ZM22 173V172H21ZM25 173V172H24ZM35 173L36 174H38V172H36V170H35ZM71 173V172H70ZM112 173V172H111ZM33 174V173H32ZM32 174H29L28 173V175H32ZM35 174V175H36ZM45 174V173H44ZM56 174H58V173H55V174H53V175H56ZM64 174H65V172H64ZM64 174H63V176H64ZM71 174H74L75 175V173L73 172V173H71ZM1 175V174H0ZM2 175H5V173L4 174H2ZM12 175V174H11ZM16 175V174H15ZM22 174H20V176H21ZM26 175V174H25ZM39 175H40V173H39ZM49 175V174H48ZM67 175H68V173H67ZM137 175V174H136ZM13 176V175H12ZM41 176H42V174H41ZM58 176H59V174H58ZM76 176V175H75ZM78 176H79V174H78ZM93 176V175H92ZM262 176V175H261ZM2 177V176H1ZM0 177V178H1ZM4 177V176H3ZM6 177V176H5ZM9 177H11V176H9ZM27 177V175L24 177V178H26ZM30 177V176H29ZM32 177H34V175L32 176ZM37 177H40V176H37ZM37 177L35 178L36 180H37ZM46 177H47V179H49L50 177H48L47 175H46ZM53 177V176H52ZM55 177V176H54ZM70 177L72 178L73 176H71L70 175ZM31 178V177H30ZM29 178V179H30ZM44 177H42V180L44 181V179H43ZM71 178H70V180H71ZM76 178V177H75ZM81 178V177H80ZM85 178V177H84ZM86 178H88V176L86 177ZM260 178V177H259ZM4 179V178H3ZM3 179H1L2 180V183H1V181H0V184H5V183H7V182H5V180L7 179H4V181H3ZM8 179H10V180H13V178L11 179V178H8ZM16 179V178H15ZM22 179V178H21ZM39 179H41V177L39 178ZM46 179V180H47ZM52 179V178H51ZM60 179H61V176H60ZM65 179H66V176H65ZM76 179H79V177L78 178H76ZM113 179V178H112ZM137 179V178H136ZM18 180V179H17ZM23 180V179H22ZM21 180V181H22ZM27 180V179H26ZM31 180V179H30ZM50 180V179H49ZM56 180V179H55ZM63 180V179H62ZM67 180V179H66ZM86 180V179H85ZM264 180V179H263ZM9 181V180H8ZM19 181V180H18ZM24 181V180H23ZM23 181L21 182V184L23 183ZM48 181V180H47ZM57 181V180H56ZM60 181V180H59ZM58 181V182H59ZM75 181H77V180H75ZM5 182V183H4ZM14 182H16L15 180H14ZM49 182V181H48ZM52 182H53V180H52ZM65 182H67V181H65ZM73 182V181H72ZM10 183H11V181H10ZM13 183V182H12ZM11 183V184H12ZM35 183V182H34ZM57 183V182H56ZM56 183H55V185H56ZM69 183V182H68ZM67 183V184H68ZM70 183H71V181H70ZM75 183V182H74ZM84 183V182H83ZM93 183V182H92ZM10 184V185H11ZM24 184V183H23ZM28 184H30V183H28ZM32 184V183H31ZM59 184V183H58ZM57 184V185H58ZM63 184V183H62ZM67 184H65L66 186H67ZM72 184V183H71ZM14 185H15V183H14ZM16 185H17V182H16ZM15 185V186H16ZM51 185H52V183H51ZM56 185V186H57ZM76 185H78V183L76 184ZM75 185V186H76ZM90 185V184H89ZM2 186V185H1ZM4 186H6V185H4ZM4 186H3V189H6L9 185H7V187L6 188H4ZM20 186V185H19ZM22 186H24V188H26L25 187V185H22ZM28 186V185H27ZM30 186V185H29ZM28 186V187H29ZM33 186V185H32ZM35 186V185H34ZM34 186H33V188H34ZM37 186V185H36ZM35 186V187H36ZM53 186V185H52ZM80 186V185H79ZM78 186V187H79ZM96 186V185H95ZM11 187H13L12 185H11ZM10 186L8 187V188H11ZM31 187V186H30ZM58 187V186H57ZM56 187V188H57ZM94 188V186H91V188ZM1 189H2V187H0ZM8 188L5 190V191H7L8 192ZM16 188V187H15ZM23 188V189H24ZM37 188H38V186H37ZM47 188V187H46ZM92 188V189H93ZM132 188V187H131ZM194 188V187H193ZM27 189V188H26ZM32 189V188H31ZM34 189H36V188H34ZM39 189H40V187H39ZM39 189H38V191H39ZM48 189V188H47ZM67 188L65 187L64 188V190H66ZM97 189V188H96ZM101 189V188H100ZM119 189V188H118ZM121 189V188H120ZM143 189H144V187H143ZM208 189V188H207ZM216 189H217V187H216ZM245 189H246V187H245ZM13 190V193L16 191L15 189H12ZM15 190V191H14ZM19 190V187H18V189H17V191ZM21 190V189H20ZM20 190H19V192H17V193H20L21 194V192H20ZM37 190V189H36ZM36 190H34V191H36ZM53 190V189H52ZM68 190V189H67ZM71 190H72V188H71ZM91 190V189H90ZM141 190V189H140ZM0 191H2V190H0ZM4 191V192H5ZM43 191V189L41 190V192ZM47 191V190H46ZM49 191V190H48ZM57 191V190H56ZM100 191V190H99ZM102 192H103V190H101ZM107 191V190H106ZM150 191H151V189H150ZM166 191V190H165ZM167 191H169V189L167 190ZM23 192H25V190H23ZM58 192V191H57ZM56 192V193H57ZM63 191H62V189H61V193H62ZM71 192V191H70ZM79 192L80 191H78V193L77 194H79ZM93 192V191H92ZM101 192V193H102ZM140 192V191H139ZM146 192H148V191H146ZM253 192V191H252ZM254 192H255V190H254ZM12 193V192H11ZM12 193V194H13ZM29 193V192H28ZM49 193V192H48ZM59 193V192H58ZM65 193L67 194V191H65ZM75 193V194H76ZM127 193V192H126ZM171 193H173V192H171ZM223 193V192H222ZM1 194V193H0ZM9 194H10V192H9ZM12 194H10V196L12 195ZM30 194H32L31 193V191H30ZM39 194V193H38ZM44 193L42 192V195H43ZM47 194V193H46ZM50 194H52L51 193V191H50ZM49 194V195H50ZM54 194V193H53ZM74 194V195H75ZM148 194V193H147ZM181 194V193H180ZM6 195V194H5ZM35 195V194H34ZM41 195V196H42ZM81 195V194H80ZM134 195V194H133ZM169 195V194H168ZM223 195V194H222ZM227 195V194H226ZM1 196V195H0ZM3 196V195H2ZM13 196V195H12ZM29 196H31V195H29ZM36 196H37V194H36ZM54 195H52V198L54 199L55 197H53ZM59 196H60V194H59ZM66 196V195H65ZM78 196V195H77ZM76 196V197H77ZM102 196V195H101ZM149 196V195H148ZM157 196V195H156ZM161 196V195H160ZM219 196V195H218ZM5 197V196H4ZM18 197H19V194H18ZM25 197H26V195H25ZM24 197V198H25ZM32 197V196H31ZM46 197L48 198V196L46 195ZM58 197V196H57ZM83 197V196H82ZM177 197V196H176ZM13 198V197H12ZM34 198H35V196H34ZM59 198H61V197H59ZM200 198V197H199ZM4 199V198H3ZM5 199H7V201L9 200L8 198H5ZM5 199L4 200H2V201H5ZM14 199V198H13ZM15 199H16V197H15ZM17 199H19V198H17ZM21 199V198H20ZM26 199V198H25ZM24 199V201L25 202H27V204L30 202V201H26ZM32 199V198H31ZM30 199V200H31ZM39 199H41V198H39ZM49 199V198H48ZM52 199V200H53ZM57 199V198H56ZM159 199V198H158ZM161 199H162V197H161ZM198 199V198H197ZM201 199H202V197H201ZM38 200V199H37ZM66 200V199H65ZM166 200V199H165ZM209 200V199H208ZM2 201H0V264H41V262L39 263V262H36V261H34V260H31L30 258L31 257H33V256H31L30 257V252L31 251H35V250H37L38 248H37V245H36V243H34V241L32 240V238H31V232L28 234L27 232H26V228H25V226L23 225V223H24V221H23V219H22V217H21V215H20V213H19V209H21V206H20V208H18V207H14L12 204H10V205H8V206H5L4 204H7V203H5V202H2ZM14 201V200H13ZM18 200H16L15 202H17ZM24 201H22V202H24ZM41 201V200H40ZM43 201H47V199H45V200H43ZM57 201V200H56ZM58 201H60L59 199H58ZM72 201V200H71ZM102 201V200H101ZM24 202V203H25ZM51 202V201H50ZM76 202V201H75ZM82 202H83V200H82ZM143 202V201H142ZM261 202V201H260ZM4 203V204H3ZM11 203V202H10ZM46 203V202H45ZM44 203V204H45ZM61 203H63V202H61ZM60 203V204H61ZM149 203V202H148ZM164 203V202H163ZM9 204V203H8ZM13 204H14V202H13ZM39 204V203H38ZM37 204V205H38ZM51 204V203H50ZM66 204V203H65ZM212 204V203H211ZM15 205V204H14ZM20 205H22V203L20 204ZM35 205V204H34ZM39 205H41V203L39 204ZM42 205H43V203H42ZM41 205V206H42ZM76 205V204H75ZM86 205V204H85ZM92 205V204H91ZM204 205V204H203ZM258 205V204H257ZM24 206V205H23ZM26 206V205H25ZM44 206V205H43ZM46 206V205H45ZM51 206V205H50ZM63 206V205H62ZM67 206H71V205H67ZM79 206V205H78ZM139 206V205H138ZM201 206V205H200ZM208 206H209V204H208ZM211 206H213V205H211ZM247 206H248V204H247ZM256 206V205H255ZM32 207H35V206H33V203H32ZM40 207V206H39ZM39 207H38V209H39ZM61 207V206H60ZM66 207V206H65ZM86 207V206H85ZM84 207V208H85ZM92 207H93V205H92ZM98 207V206H97ZM150 207V206H149ZM31 208V207H30ZM30 208H29V211L31 212V210H30ZM50 208V207H49ZM67 208V207H66ZM74 208H75V206H74ZM83 208V209H84ZM120 208H121V206H120ZM252 208V207H251ZM34 209V208H33ZM37 209V210H38ZM41 209H42V207H41ZM41 209H40V211H41ZM57 209V208H56ZM55 209V210H56ZM70 209V208H69ZM96 209V208H95ZM101 209V208H100ZM119 209V208H118ZM23 209H21V211H22ZM36 210V209H35ZM52 210H54V209H52ZM79 210V209H78ZM25 211H26V209H25ZM28 211V210H27ZM47 211V210H46ZM81 211H82V209H81ZM214 211V210H213ZM34 212V211H33ZM39 212V211H38ZM101 212V211H100ZM36 213V212H35ZM77 213V212H76ZM32 214V213H31ZM30 214V215H31ZM45 214H46V212H45ZM49 214H50V211H49ZM59 214V213H58ZM78 214V213H77ZM76 214V215H77ZM89 214V213H88ZM100 214V213H99ZM257 214H258V212H257ZM28 215V214H27ZM37 215V214H36ZM36 215H34L35 217H36ZM47 215V214H46ZM60 215V214H59ZM62 215V214H61ZM78 215H80V213L78 214ZM77 215V216H78ZM259 215V214H258ZM26 216V215H25ZM45 216V215H44ZM50 216V215H49ZM57 216V215H56ZM85 216V215H84ZM261 216V215H260ZM263 216V215H262ZM24 217V216H23ZM30 217V216H29ZM57 217H59V216H57ZM82 217V216H81ZM39 218H40V216L37 218L38 219V221H40L39 220ZM45 218V217H44ZM47 218V217H46ZM61 218V217H60ZM63 218V217H62ZM27 219H28V217H27ZM34 219V218H33ZM50 219V218H49ZM112 219V218H111ZM262 219H263V217H262ZM35 220V219H34ZM77 220H79V219H77ZM77 220H73L74 222L75 221H77ZM261 220V219H260ZM33 221V220H32ZM37 221V220H36ZM47 221H48V219H47ZM107 221V220H106ZM96 222V221H95ZM48 223V222H47ZM98 223V222H97ZM96 223V224H97ZM261 223V225L263 224V221L262 222H260ZM26 224V223H25ZM36 224V223H35ZM45 225H46V223H44ZM43 224V225H44ZM33 225V224H32ZM42 225V224H41ZM40 225V226H41ZM72 225H74V224H72ZM72 225H70V226H72ZM85 225V224H84ZM93 225V224H92ZM30 226V225H29ZM36 226V225H35ZM254 226V225H253ZM263 226V225H262ZM106 227H107V225H106ZM261 227V226H260ZM58 228H60V227H58ZM96 229H97V227H95ZM169 228V227H168ZM42 229H43V226H42ZM56 229V228H55ZM84 229V228H83ZM98 229H100V227L98 228ZM171 229V228H170ZM173 229V228H172ZM220 229V228H219ZM29 230V229H28ZM49 230V229H48ZM48 230L46 231L47 233H48ZM60 230V229H59ZM104 230V229H103ZM168 230V229H167ZM33 231V230H32ZM36 231H38V229L36 230ZM35 231V232H36ZM52 231H54L53 229H52ZM74 231V230H73ZM112 231V227L111 226H109L104 232H103V234L105 235V236H107L110 232ZM75 232V231H74ZM122 232V234H123V231H121ZM47 233H45V234H47ZM82 233H83V230H82ZM176 233V232H175ZM114 234V233H113ZM264 234V233H263ZM100 235V234H99ZM236 235H237V233H236ZM42 236V235H41ZM46 236V235H45ZM72 236V235H71ZM78 236V235H77ZM101 236H102V234H101ZM104 236V237H105ZM170 236V235H169ZM185 236V235H184ZM209 236H211L210 234H209ZM48 237V236H47ZM81 237V236H80ZM79 237V238H80ZM108 237H109V235H108ZM115 237V236H114ZM187 237V236H186ZM185 237V238H186ZM200 237V236H199ZM226 237V236H225ZM42 238V237H41ZM58 238H60V237H58ZM90 238V237H89ZM100 238V237H99ZM120 238V237H119ZM127 238V237H126ZM177 238V239H176ZM176 238H174L175 239V241L177 242L178 240H180L181 241V239L179 238V237H177L176 236ZM184 238V239H185ZM61 239V238H60ZM88 239V238H87ZM91 239V238H90ZM112 239V238H111ZM123 239V238H122ZM208 239V238H207ZM230 239V238H229ZM40 240V239H39ZM114 240V239H113ZM160 240V239H159ZM233 240V239H232ZM95 241V240H94ZM124 241V240H123ZM135 241V240H134ZM154 241H156V240H154ZM164 241V240H163ZM173 241V240H172ZM185 241V240H184ZM253 241V240H252ZM88 242V241H87ZM169 242H171L170 240H169ZM80 244L78 245V252H82V250H83V248H84V244H85V242L84 241H81V242H79ZM106 243V242H105ZM116 243V242H115ZM135 243V242H134ZM155 243V242H154ZM40 244V243H39ZM100 244V243H99ZM122 244H123V242H122ZM201 244V243H200ZM197 245V246H195V245H193V244H190V245H192V247H190L189 248V246H187V241H186V246H187V248L189 249V250H187L186 252H185V257H186V259L185 260H188V261H186V263H189V261L190 262H193V263H195V262H197V263H200V264H206V262H207V256H204L203 254H202V248L200 247L201 245ZM206 244V243H205ZM204 244V245H205ZM209 243H207V245H208ZM41 245V244H40ZM73 245V244H72ZM74 245H75V243H74ZM121 245V244H120ZM128 245V244H127ZM60 246V245H59ZM92 246V245H91ZM183 245H181V247H182ZM185 246V245H184ZM185 246V247H186ZM45 247V246H44ZM118 247V246H117ZM120 247H122V246H120ZM173 247H174V245H173ZM185 247H182L181 249H183V248H185ZM60 248V247H59ZM59 248L57 249V250H59ZM76 248H77V246H76ZM87 248V247H86ZM90 248V247H89ZM176 248L178 249V246H176ZM92 249H94V248H92ZM260 249V248H259ZM76 250V249H75ZM89 250V249H88ZM156 250L158 251L156 254H155V256L156 255H158V257H159V255H162V254H164V253H167V252H169V251H166V249L163 247V244H161V245H159V246H157V248H156ZM170 250V249H169ZM205 250H207L206 249V247H205ZM261 250V249H260ZM139 251V250H138ZM150 251V250H149ZM171 251V250H170ZM263 251V250H262ZM40 252V251H39ZM87 252V251H86ZM121 252V251H120ZM118 253V255L120 254L121 255V253ZM151 252H152V250H151ZM130 253V252H129ZM145 253V252H144ZM263 253V252H262ZM36 254V253H35ZM47 254V253H46ZM58 254V253H57ZM180 254V253H179ZM44 255V254H43ZM119 255V256H120ZM240 255V254H239ZM90 256V255H89ZM127 256V255H126ZM154 256V257H155ZM164 256V255H163ZM176 256V255H175ZM223 256V255H222ZM245 256V255H244ZM263 256V255H262ZM128 257V256H127ZM146 257H148V255L146 256ZM161 257V256H160ZM165 257V256H164ZM197 257V258H196ZM226 258V256L224 255L223 256V258ZM233 257V256H232ZM235 257V256H234ZM34 258V257H33ZM89 258V257H88ZM97 258L98 259H100V260H105V258H106V250L104 249V247H103V245H102V243H101V245L97 248ZM152 258H153V256H152ZM162 258V257H161ZM167 258V257H166ZM174 258V257H173ZM196 258V259H195ZM243 258V257H242ZM53 259V258H52ZM148 259V258H147ZM157 259V258H156ZM170 259H171V257H170ZM222 259V258H221ZM247 259H248V257H247ZM116 260V259H115ZM131 260V259H130ZM167 260V259H166ZM178 260H179V262H181V263H184V257H182V255H180V256H178ZM238 260V259H237ZM243 260V259H242ZM66 261V260H65ZM83 261V260H82ZM161 261V260H160ZM247 261V260H246ZM256 261H258V260H256ZM42 262H43V260H42ZM54 262V261H53ZM77 262V261H76ZM91 262V261H90ZM89 262V263H90ZM116 262H118L119 263V261H116ZM158 262V261H157ZM172 262V261H171ZM261 262V261H260ZM52 263V262H51ZM97 263V262H96ZM110 263L112 264L113 263V261H110ZM185 263V264H186ZM227 263V262H226ZM246 263V262H245ZM263 263V262H262ZM44 264V263H43ZM50 264V263H49ZM83 264V263H82ZM144 264V263H143ZM149 264H150V262H149ZM171 264V263H170ZM178 264V263H177ZM213 264V263H212ZM222 264V263H221ZM223 264H224V262H223ZM235 264V263H234Z\"/></svg>",
    "mask_w": 264,
    "mask_h": 264
}]
</instances>
